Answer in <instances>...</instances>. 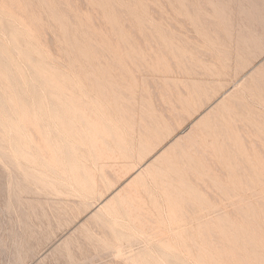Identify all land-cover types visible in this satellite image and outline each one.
<instances>
[{
	"label": "rangeland",
	"instance_id": "374dc122",
	"mask_svg": "<svg viewBox=\"0 0 264 264\" xmlns=\"http://www.w3.org/2000/svg\"><path fill=\"white\" fill-rule=\"evenodd\" d=\"M12 1L14 3L15 2L16 3L14 4ZM98 3H100V4H98ZM133 4H135V5H133ZM189 4L192 7H190ZM15 5H17V8ZM106 5H107V7H106ZM4 7L7 8V13H5L3 16L2 15L3 11L4 12L6 11ZM194 7L197 9H195ZM0 8H1L0 10H3V11H1L2 13L0 12V14H1L0 16L1 17L3 16L2 18H0L1 19L0 20V40L3 42V44H1L2 42L0 41V49L2 50L4 48L3 49L4 52H2L3 54L0 52V68L2 66V68L0 69V72H2V71H3L2 73L5 72L4 75L7 76L6 78H3L0 75V81L1 82H2V80L4 81V83L3 82L2 83L0 82V83L2 85L4 84L3 86H5V87H3L0 84V90L3 92V93H1V91H0V96H1L0 97V101H1L0 102V123H1L0 124V141L1 142L0 143L2 144L0 147V264H136V263L142 264L144 258H146L144 260V261H146V262H144V264L145 263L149 264L150 262H151L150 264H154L155 262H156L155 264H157V262L160 264L161 263L164 264L166 261H167V263H165V264H170V263L171 264H185V263L186 264H204V263L205 264H211L210 260H213L212 259L213 257H211L212 256L211 253L215 254V255H213L214 260H216L215 262H217V260H218L217 257L218 258L220 256L223 257L224 255L228 256V255H230V253H233V254H231V257L229 256L227 258L224 256L225 259L220 257L219 258L220 260H218V261H220L219 264H221L223 262L225 264L226 261H228V263L226 262V264H232L233 262H234L233 264H236V262H238V264H248V262H249V264H254V263L255 264H264V257H263L264 256V252H263L264 249H262V247H261V245L264 246V241H263L264 240V222H263L264 221V215L262 214V213H264V203H263L264 198H262V197H264V195H263L264 194V190H263L264 189V184H263L264 182L261 181V180H263L264 175L256 174L257 172L260 173L261 170H262L261 172L264 174V168H262V167H264V136H263L264 130H262V128L264 127V118H262V115L260 116V114H263V116H264V109H263L264 108V100H263L264 94L262 95L263 98L259 97L258 94L257 95H251V94H248V92H247V94H245V93L241 94V96H240V99H241L240 101H242L241 104L242 103L244 104L246 101L245 104L248 105V108H250L249 109L250 111L248 110L247 106H245V104H244V106H243V104L241 106L240 105L236 106L235 112L236 111L238 113L242 112V113L238 114L239 117L237 116V113H234L231 116L233 118V120L235 118L237 126L234 123L235 121L231 120V118H228V119H230L231 124H228L229 121H228V119H226V123H225L226 125L225 126L217 125L216 123L214 126V122H211V121H213L212 120L213 118H211V117L209 118V120L206 119L204 121V124H200L199 125L200 127L197 126V127H199V128H196L198 131V133H197L198 136L197 135L193 136V138L191 139L193 141H197V143L199 144V146H197L198 144L196 145V143L194 142V145H196V147H198V149L196 148L197 151L195 149V146L193 144H192L193 146H190L191 144H189V141H187L185 139L188 137L187 135H188V132L190 131L191 125H193V123L196 122L197 119L200 120L202 118V116L205 115V113L210 110V108H211L210 106L212 105L211 103H214L215 101H217V99H220V96L222 93H219V91L221 90L220 87L217 85L219 83L213 84V82H221L220 80L225 79L227 76H228L227 78H229V77L232 78L233 74L235 75L234 71L237 68V65L240 64V62H238L239 59L236 60L237 54L239 55V52H241V54H243L244 56L246 54L247 55L249 54L248 50H244L245 52L243 51V49H242L243 45H245L247 43L250 45L252 44L254 48H258L259 46H262L261 42L264 41V30H263L264 29V0H129V1L128 0H123V1L122 0H114V1H112V0H110V1L109 0H100V1L99 0H0ZM10 9H11V11H9ZM98 10L101 12H99ZM10 12H11V15L9 14ZM54 12H56V13H54ZM7 14H9V15H7ZM10 16H12V19ZM169 20H170V22H169ZM23 23H25V24H23ZM113 23H114V25H113ZM138 23H140V24H138ZM143 24H144V28H143ZM15 25H16V27H15ZM148 25H149V27L153 28L152 31H154V32L158 31L156 33L152 32L153 34L158 33L157 35H155L157 37V40L160 36L159 40H161V38H162V39H164L162 41H164L165 43L168 41L167 38L169 39V41L171 40L170 43L173 42L172 43L173 45H170L169 42L166 43V45L169 43L167 45L169 50L161 44V43H163L162 41H159V40H158L159 42L155 41L156 38H154L155 36L152 37L153 34L151 35V33L149 32V31H151V29L149 27H147ZM161 26L163 29L161 28ZM22 29L25 31H23ZM13 31H15V32H13ZM21 31H23V32L21 33ZM25 32H26V34H25ZM161 33L163 34V36ZM14 34H17L18 38H14V36L17 37ZM29 34H30V36H29ZM68 35H69V37H68ZM144 35H145V37H143ZM164 35H165V37H164ZM25 36H27V38H25ZM102 36H104V37H102ZM179 36L180 37L182 36L183 38L181 37L182 38L181 39V38H179ZM151 37L153 38L154 41L152 40ZM215 37L217 39H215ZM8 38H10V39H8ZM20 38L23 40L26 39L25 41H23V40L19 41V42H23V44H21L19 42H15L17 39H20ZM145 38H148V39L146 40ZM75 39H76V41H75ZM123 39L125 42L123 41ZM246 40H249V42H246ZM215 41L218 42L219 45ZM238 41H239V43H238ZM224 42H225V44H224ZM241 42L243 43L242 45H240ZM15 43H19V44L15 45ZM165 43H163V44L165 45ZM12 44H14L15 49H13L14 47L12 46ZM27 44L28 45L30 44L29 48L30 49L32 48L31 50H33V48H35L36 51L35 50L31 51L28 47H26ZM33 44L37 47H33ZM176 44H178L179 46H177ZM220 44L221 45L224 44V47H221V49L219 48ZM238 44L240 45V47ZM254 44L256 45V47ZM18 45L23 46L24 50H22L23 48H21V46H18ZM24 45H26V46H24ZM155 45H156V47H155ZM194 45H195V47H194ZM214 45H216V47ZM217 45L219 46L218 47L219 50L217 49L218 51L215 49V48H217ZM225 45L227 46V48H225L226 47ZM1 46H2V48H1ZM82 46L84 47V52H82L83 51ZM97 46H99V47H97ZM161 46H163L164 48L163 47L161 48ZM171 46L172 47L174 46V48L176 50L178 48L180 50V52H182V54L184 53V55L181 57L182 54L180 52L177 53L176 50H174L172 52H173V56L175 59L173 58V56L170 58V55H171L170 50L172 49ZM199 46H201L202 48L207 47L206 51H209L211 48L212 50H210V51L212 52V54H210L211 53L210 51H209L210 53H208V52L207 53L210 56H212L213 54L214 55L212 57H210L209 55H205L206 51L204 53H200L201 50L204 51L205 49L204 48L200 49ZM11 47H13V48H11ZM196 47H197V49H196ZM253 47H251V49H253ZM27 48L29 49V51L25 52L26 50H28ZM165 48L167 51L165 50ZM208 48H209V50H208ZM223 48L226 49L225 51H227V52L230 50L228 53H230V55L231 54L232 55L230 56L229 54L224 53V52H223L224 55H222L221 54L222 51H220V50H222ZM5 49H6V52H5ZM86 49H89L88 50L89 54L87 53ZM128 49H130V50H128ZM198 49H200V51ZM11 50H12V52H11ZM214 50H216L217 53L219 52V54H216L217 56H215V53H213V52H216ZM14 51H16L17 53H15ZM127 51L130 53L129 54L126 53ZM136 51H137V53H136ZM132 52H135L136 55L133 54ZM167 52H169V53H167ZM28 53H30V54H28ZM32 53H33V55H32ZM8 54H10V55L8 56ZM17 54L20 56H17ZM25 54L26 55L28 54L32 57L34 56L36 58L35 60H33L34 63L35 62H36V64L39 63V65L35 64L36 67L46 66L47 68H50L49 70H51V72L49 70H47V72H50V75L52 73H54V70L56 71L57 76H59V73L66 74L65 76L64 75L59 76V78L62 77V79L60 78L61 80L59 79L60 80L59 83L61 85V83H63V81H64L65 83H63V84L65 85L66 82H68L69 83L68 85H71V86H69V88L71 87L70 89H72V90H73L72 86L73 87L77 86L76 88H74L73 91H75V89H76V93H77L78 97H75L76 95H73L74 98H81L82 99L83 97H79V95L84 96V100H85V97L88 98L85 100V102H83L84 104L82 103L83 99L79 100L80 102L78 104L82 103L83 105H78L77 107L79 108V107L83 106V108L82 109L79 108L80 111H78V108L75 106L76 103L75 104L73 103L74 98L71 97L73 92H72V90L68 89V87H67V89L70 92H72V94L69 92L70 96H68L66 94V93H68V91L66 93L64 92L67 96L65 95V97L62 98L64 96V93H61V91L63 92V89H65L66 86H64L62 84L63 85V87L61 86L63 88L62 89L58 83V86H59L58 87L59 89H58L57 86H55V84H57L56 82L59 81V80H57L58 77L56 78V76H53V78H55V79H51L50 77H48L46 74L47 72L44 70L46 67H44V68L41 67L43 69L42 71H45L46 73L42 72V71L39 72L38 70H40V68L37 69L35 67L34 63L30 62L31 57L29 56L30 57V59H29L30 61H29L26 58L27 56L25 57ZM125 54H127L129 56H126ZM130 54H131V57H130ZM141 54H143V55H141ZM152 54H154V55H152ZM201 54L202 55L204 54V55L200 56ZM46 55H48L49 58L46 57ZM86 55H87V59H86ZM88 55H89V58H88ZM219 55L220 56L222 55L221 56L222 58L225 55L228 56L227 60L225 61L226 63L225 62L224 63L218 62L219 61L218 58H221ZM2 56H4V57H2ZM114 56H115V58H114ZM132 56L134 57V59ZM184 56H186V58ZM7 57H8V59H7ZM41 57L44 58L45 60L41 59ZM215 57H216V59H215ZM21 58H23V59H21ZM139 58H141V60ZM179 58L182 59L183 62ZM189 58H192V59H189ZM193 58H195V59H193ZM207 58L208 59L212 58V60L213 59H215V60H213V61L212 60H206ZM224 58H226V57H224ZM12 59H14V60H12ZM32 59H34V58H32ZM37 59H39L40 62H37V61H39ZM170 59H172V60H170ZM176 59H179V60H176ZM187 59L191 60V62L190 61L188 62ZM8 60H10L9 62H11L10 63L11 65L8 63ZM15 60H18L20 62L15 61ZM22 60H24L25 62L28 60L29 63H28V61H27V63L22 62ZM42 60L44 61V64H43ZM116 60H117V62H116ZM243 60H244V62L247 61L246 58L242 59L241 61L243 62ZM14 61L16 62V64ZM46 61H47V63H46ZM50 61L53 63H51ZM118 61H120L122 63H120ZM214 61L218 62L219 64L214 63ZM230 61H231V63H230ZM262 61L264 62V55L261 56L258 60H256L255 65L259 66L261 63H263ZM6 62L8 63L9 66L7 65ZM110 62H111V64H110ZM193 62H194V65L196 62H197L196 63L197 65H200V64H198L199 62H201L202 64L206 63L205 64L206 68L202 64L201 65L204 67V70H203V67L200 68L201 65L197 66L195 68V66L192 64ZM211 62L213 63V65H211V66L209 65L207 68V64H212ZM227 62H229V63H227ZM50 63L52 66L50 65ZM236 63H237V65H236ZM28 65H29V67H28ZM53 65H54V67H53ZM6 67H8V68H6ZM233 67H234V71H232V73H231V70H233ZM55 68H57V69H55ZM150 68H151V70H150ZM172 68H174V69H172ZM179 68H180V70H179ZM210 68H212V69H210ZM218 68L220 70L221 69L222 70L219 71ZM229 68H231V70ZM35 69L37 70V72H34ZM106 69H107V72H109V73L106 72ZM199 69H201V70H199ZM208 69L214 71L213 72L214 75H212V77L216 75L215 77H216L217 81H215L216 80L215 77H213V78L211 77V73ZM6 70H8V71H6ZM102 70L106 72V75H105V72L102 73ZM126 70L128 71V73ZM175 70L176 71L179 70L178 71L179 73L176 72ZM250 70H252V69H248V70L244 71L243 73H241V75L239 77L242 78L244 76L243 78H245V74L247 73L249 75ZM11 71H13V72H11ZM19 71H20V73H19ZM202 71H204V72L208 71V74H206L207 72H205L206 75L205 74L203 75L204 72H202ZM222 71H225V72L223 73ZM64 72H66V73H64ZM160 72H162V73H160ZM184 72L186 73V75ZM192 72L193 73L196 72L195 73L196 76ZM36 73L40 74V77H38L39 75H37ZM215 73H217V74H215ZM225 73L226 74L228 73L227 76ZM42 74L43 75L46 74V75L43 76ZM247 74H246V77L248 76ZM208 75H210V77ZM13 76L15 77V79ZM37 77H38V79H37ZM63 77H64V79H63ZM65 77H67L68 79H66ZM69 77L71 79H73V80H71L72 81L71 83H70ZM206 77H207V79H206ZM7 78L11 81V83L8 82ZM157 78H158V80H157ZM191 78L192 79L196 78V79L192 80ZM209 78H210V80H209ZM233 78H234V76H233ZM65 79L68 81H65ZM165 79H168L169 81H167ZM183 79L186 81L184 82ZM188 79L190 81V84L188 83L189 82ZM201 79L203 82L201 81ZM211 79L214 81L212 82ZM25 80L27 82H25ZM74 80L76 82V85H74V82H73ZM81 80H82V82H81ZM20 81L23 84H21ZM178 81L180 82V84ZM196 81L197 82L201 81V82H199L200 85L197 83L199 85L200 90L198 89L197 84H194ZM204 81H206V82H204ZM6 82H8V83L6 84ZM24 82L26 83V85ZM100 82H102V83H100ZM111 82H114V85H112L113 83H111ZM191 82L194 84V86L196 85L195 87H197V88L192 87ZM210 82H211V84H210ZM49 83H50V85H48V87H47V84H49ZM51 83H53V84L51 85ZM72 83H73V85H72ZM118 83L120 85H118ZM201 83H203V84L205 83L206 86L203 85L205 88L201 87L202 86ZM208 83H209V86L213 84V87L212 86L209 87L207 85ZM110 84H111L112 89L110 87ZM115 84L118 86V88L125 86V87H123V89L125 91H123L122 89H118L119 91L124 92L123 96L121 95L122 93L118 94V91H116L117 86ZM240 84L241 83L237 84L236 86L238 87ZM103 85H105V86H103ZM157 85L159 87H157ZM50 86H52V88ZM115 86H116V88H115ZM180 86H181V88H180ZM22 87H24V88H22ZM39 87H42L41 90ZM104 87H107V88H105L106 90H104ZM113 87H114V89H113ZM127 87H129V88H127ZM208 87L210 88V90L206 89ZM216 87H219V88L216 89ZM53 88L57 89L58 91H56V90L53 91L52 90ZM77 88H80V90ZM108 88H109V90H108ZM190 88H191V90H190ZM214 88L216 89V91L214 90ZM15 89L17 92H15ZM25 89H27V90H25ZM67 89H65L64 91H66ZM85 89L88 93L85 91ZM127 89H129L130 91L128 90V92H126ZM154 89L156 90V92L157 91L158 92L157 93L154 92L155 91ZM184 89L186 91V92L184 91L185 94L182 91ZM101 90L105 91L104 92L105 95L103 94V92ZM107 90L109 93L107 92ZM112 90H113V92L115 91L114 94L116 93L117 95H120V96H117V95L115 96L113 94ZM212 90H213V92H212ZM22 91H23V93H22ZM92 91L93 92L95 91V92L93 93ZM202 91H204V92H202ZM214 91L216 92V94ZM58 92H60V93H58ZM80 92H82V94H80ZM199 92H200V94H199ZM210 92L213 94H211ZM155 93L159 97H157ZM170 93L172 96L170 95ZM187 93L190 96L187 95ZM208 93H210V94L208 95ZM32 94H34V95H32ZM36 94H37V96H35ZM40 94L42 96H39ZM112 94L114 96H112ZM125 94L127 95L126 97H125ZM244 94L246 95L244 97L245 100L243 99ZM3 95H4V97H3ZM197 95L198 96L201 95V96L198 97ZM211 95L213 98L216 95L214 98L215 100L214 99L212 100V98L210 97ZM43 96H45V97H43ZM108 96H110V97L108 98ZM154 96L157 97L155 99V101H154V98H155ZM5 97L7 99H5ZM68 97H70V98L68 99ZM104 97H106V98H104ZM116 97H118L119 99ZM14 98H17V99L15 100ZM33 98H35V99H33ZM158 98H159V100H157ZM41 99H42V101H41ZM70 99H73V100H70ZM111 99H113V100H111ZM117 99H118V101L116 102ZM120 99H122V100H120ZM128 99H130V100H128ZM137 99H138V101H137ZM170 99H172V100H170ZM4 100H5V102H4ZM33 100H37L38 102L35 101L36 103L34 104ZM76 100L74 102H77ZM87 100H90V102L91 101L92 102L90 103ZM110 100H111V102H109ZM86 101H87V104L85 105ZM159 101H161V102H159ZM88 102L90 104H93L95 106V108L93 109V105L89 106ZM119 102L121 104H119ZM1 103H3L4 105ZM40 103H42L43 105ZM62 104H64L66 108ZM68 104H70V105H68ZM122 104H123V106H122ZM126 104H127V106H125ZM128 104H130V105L128 106ZM133 104H135V105H133ZM25 105H27V106H25ZM72 105L75 106L76 108H74ZM6 106H7V110H6ZM70 106L72 108L71 111L69 110ZM98 106L100 108H102L104 110V112H105V108H106V112H107L106 115L102 109L98 108ZM133 106H134V110H133ZM164 106L166 107V109H164L165 108ZM167 106L168 107L170 106V108H167ZM21 107H22V109L23 108L24 109L22 110ZM67 107H69V108H67ZM84 107H87V108L85 109ZM90 107L93 110V112H95V114H96V112H98L96 115H98L99 111L101 110L102 112L100 111L101 114H99L98 116H101V118L102 117L104 118V116H105L104 121L101 120L100 117L99 118L97 116L95 117V114L93 112H92L93 115H92V113L90 114V112H89L90 109H88ZM115 107H117V109ZM143 107H145V108H143ZM171 107H172V110H171ZM242 107H244V110ZM73 108L75 110H73ZM110 108H111L112 113L110 112ZM208 108H209V110H208ZM237 108H240V109L242 108V111L239 109H238L239 110L238 111ZM58 109H59V111H58ZM66 109H67V111H66ZM121 109L124 110L123 111L124 114L122 113ZM176 109H178L179 111ZM68 110H69V112H68ZM83 110H84V115H83V113H80ZM166 110H167V112H166ZM174 110H176V111L174 112ZM251 110H256L258 112H254ZM17 111L20 113L18 114ZM38 112H39V114H38ZM67 112H68V114H67ZM195 112H198V113H195ZM250 112H252V113H250ZM62 113L65 115L66 118L63 117ZM88 113H89V115H88ZM243 113L245 115L250 114L252 117L249 115L250 116L249 119L252 120V122L255 119V121L258 123V124H256V122H253L254 125H252V126H254L255 130L253 127H250L251 121L248 119V117L246 119V116H248V115L245 116ZM257 113H258V115H257ZM25 114L28 115V118H25L26 117ZM108 114H109V116H108ZM110 114H112V115H110ZM165 114H167V115H165ZM177 114H180L181 116L177 115ZM76 115H77V118H76ZM142 115H143V117H142ZM145 115H147V117L150 116L151 118L150 117H148V118L150 120L152 119V121L155 119L158 120V118H159L158 124H157L156 120L153 121V123H152V121L149 122L148 118L144 117ZM157 115L159 117H157ZM256 115H257V118H255ZM50 116L52 117V119ZM84 116L85 117L88 116L87 117L88 120L90 118H92L89 120L90 121L89 125L92 122V125L96 124L97 126H100V129L98 128V131L100 130L99 133H101V131H102V133H101L102 135H103V131L105 130L107 136H105V134H104V138L106 137L105 139H107V140H104L103 137L101 138L100 134H96L97 132L95 133L94 130H95V127H97V126L92 127V128H94L93 133L87 132V130L89 131V129H91V128L88 126L87 122H89V121L86 118H84V120L85 121L87 120V122H86L87 126L86 127H89V129L85 130L86 127L83 126L85 124H82L84 121L81 122V119ZM92 116L95 118H93ZM110 116H111V118H110ZM67 117H68V119H69V117L70 118L72 117V118H71V120H68ZM236 117H237V119H236ZM240 117H242V118L240 119ZM141 118H142V120H141ZM175 118H177V119H175ZM182 118H184V120ZM26 119H29L30 122L27 121ZM61 119H62V121H61ZM64 119H65V121H64ZM72 119H73L74 123L71 124ZM96 119L98 121L101 120L102 123L97 122ZM109 119H110V121H109ZM112 119L116 120V121L113 120V125H114L113 127L111 125ZM130 119L134 120V123H136L137 125L134 124L133 121H132V125H131ZM146 119L149 123L144 122V121H146ZM238 119H240V120L244 119V120L239 121ZM256 119H258V120L260 119V120L257 121ZM18 120L20 121V123H18ZM21 120H24L25 122H23ZM41 120H43V121H41ZM51 120L53 123L51 122ZM78 120H80V121H78ZM107 120L110 123L108 122L106 124ZM207 120H208V123H205V122H207ZM261 120H263V121H261ZM63 121L67 126H65V124L62 123ZM66 121H69V122H66ZM127 121H129V124ZM248 121H250V122L248 123ZM26 122H27V125H25ZM126 122H127V124H126ZM142 122L145 125L147 123L148 127L150 125L151 126L149 128L147 126L140 128L139 125H142L141 124ZM155 122H156V128L158 125L160 127H161V125L164 127V128L161 127V128H163V130L161 129L163 132L160 129H158L160 131L159 135H161V133H162V136H159L157 134L159 131L156 130V128L154 126H152V125H155L154 124ZM239 122H242V124H240ZM243 122H245V126L243 125ZM17 123L18 124L22 123L21 124L22 126L17 125ZM42 123H44V124H42ZM211 123H213V125ZM232 123L235 125L234 127H233ZM237 123L240 124L242 127L241 131L239 130L240 131L239 134L236 133V132H238V130H236L235 127H237V129H240L241 127H240V125L238 127ZM46 124H48V125H46ZM79 124H81V125H79ZM108 124H110L111 126H109ZM125 124L127 126H129V125L130 126L126 127ZM167 124L169 125V127ZM246 124L249 125L250 128H253V130L250 129ZM259 124H261V125L263 124L262 125L263 127ZM9 125H10V127H9ZM41 125H43V127ZM73 125H76V126L74 127ZM71 126L77 131L76 134H78L79 136L76 135L75 133L74 134L76 135V137L72 136V134H73V132H75V130L70 132L69 129L72 128ZM103 126H104V128H102ZM120 126H121V128L123 127V129H120ZM131 126L132 127L133 126L138 127V128L137 127L135 128L137 130V132L134 130V132H136L135 134H134V132H132L133 129ZM159 126H158V128H160ZM259 126H260V128L261 127L262 128L261 129L257 128ZM20 127H23V128H20ZM24 127H25V130H24ZM62 127H64V128H62ZM66 127H67V129H65ZM215 127H220V128H217V130L218 131L221 130V133H223V131L225 132L224 133L225 135L222 134L223 135L222 139H221V137L219 139V136L221 135L220 131L218 133V131L216 130L217 131V134H216V131L214 130ZM221 127H222V129H221ZM19 128H20V130L22 129L23 131L22 130L21 131L24 133L20 132ZM73 128L71 130H73ZM107 128H108V130H107ZM126 128L127 129L130 128V129L126 130ZM154 128L157 132H155ZM171 128H172V130H171ZM200 128H202L205 131H201L202 129H200ZM247 128L250 130L248 131ZM256 128L259 129L260 133L258 132V130ZM3 129H4V131H3ZM11 129H12V131H11ZM26 129H29V131ZM43 129H46V131ZM56 129L59 131L57 132ZM63 129L66 131L68 130V131L64 133ZM118 129L122 130L123 132L122 131L120 132ZM131 129H132V131H131ZM140 129L141 130L143 129V131H145L144 133H146V134H144L143 131H141L143 133V134H141V132H139ZM149 129H150V131H148ZM8 130H10V131H8ZM117 130L122 135L119 134L117 132ZM151 130L153 133H151ZM165 130H166V134H165L166 136L163 135V133H165L164 132ZM42 131H43V134H42ZM124 131L126 132V134ZM147 131H148V134H147ZM250 131H252L253 133H251ZM254 131H256V132L254 133ZM12 132L14 135L11 134ZM60 132L63 134H61ZM201 132H203V136L205 137V139L203 137L202 138L200 137V136H202ZM241 132L243 133V135H241L242 134ZM129 133H131V134H129ZM44 134H46V136ZM59 134H61V136ZM80 134H83V135L86 134V135L82 136ZM90 134H93V135L91 136ZM114 134L115 135L119 134L122 138L119 135L117 138V136H114ZM132 134H134L133 135V136H135L134 138H133V136H131ZM150 134H151V136H150ZM154 134H155V136H154ZM168 134L169 135L171 134L169 136V139L167 137ZM185 134H187V135H185ZM212 134H214V135H212ZM215 134L217 136H215ZM249 134H250V137H249ZM125 135L126 136L130 135V136H127L128 140H127V137ZM182 135L183 136L185 135L184 136L185 138H182L183 143H181V140H180V142L179 141L177 142L178 145L173 146L172 145L173 142H176L178 140V138H180ZM234 135L237 138L235 137V139H232V138H234ZM237 135H240V136H237ZM244 135H245V138L247 136L249 137V138L247 137L249 141L246 138L247 141L242 139V142H241V138H239V137L242 136V138H244L243 137ZM53 136H55V137H53ZM77 136L80 137L81 139L78 138ZM123 136H125L126 138ZM141 136H142V138H144L145 141L142 140V138H140ZM149 136H150V138H149ZM153 136H154V138H153ZM156 136H159V137H156ZM15 137H17L18 139ZM83 137H85V139ZM89 137L92 138V140L93 139L99 140L97 143L99 146H96L97 145L95 142L96 140L92 141L91 139H89ZM107 137H109V138H107ZM119 137H120V139H119ZM145 137L149 138V140L151 139L150 140L151 142L148 139H145ZM210 137H211V139L208 140V138H210ZM216 137H218L219 140ZM25 138H26V140H25ZM86 138L88 139V141L86 140ZM206 138H207V142L209 144H206V142H205ZM254 138L256 141L254 140ZM31 139L33 141L35 140L34 145H32L33 141H31ZM82 139H84V140H82ZM15 140H17L19 142L15 141ZM71 140H72V142H71ZM85 140L87 141V143L84 142ZM126 140H127L128 146L125 143ZM139 140L143 141V142L140 143ZM188 140H190V139L188 138ZM198 140H199V142H198ZM217 140L220 142H218ZM233 140L235 141V143L233 142V145L231 148L230 145H231ZM30 141L32 143L31 146H30ZM68 141L70 142V144ZM104 141H107V142L105 143ZM114 141H115V143H114ZM212 141H214V143L216 142V144H213ZM221 141H223L224 143H221ZM59 142H61V144H59ZM101 142H102V144H104L106 146H100V145H102ZM123 142L125 143V145H123L124 144ZM132 142L134 145L132 144ZM190 142L192 143V141H190ZM203 142H205L204 144L207 145V147L203 146L204 145ZM225 142H228V143H225ZM255 142H257L258 145ZM12 143H13V145H12ZM110 143H112V144H110ZM159 143H161V144L159 145ZM236 143H237V149L234 151L233 149H235ZM238 143H239V145H238ZM57 144H58V146H57ZM116 144H118V146ZM121 144H122V148H121ZM143 144H144V146H143ZM147 144L150 146H147ZM182 144L186 145V148L188 146V148H187L188 150L185 149V146L183 147ZM211 144L214 146V148L211 147L212 146ZM225 144H229V146L226 147ZM242 144L245 147V150L243 149L244 147L242 146ZM21 145H24V146L22 147ZM28 145L30 146V148H27V147H29ZM35 145H36V148L33 147L32 148L33 150H32L31 147L35 146ZM65 145H67V146H65ZM129 145H130V147H129ZM217 145H220L221 147L220 146L218 147ZM15 146H16V148H15ZM25 146H27V147H25ZM40 146H41V148H40ZM92 146L95 149L94 151L92 150L93 149ZM107 146H109V148L110 147L112 148L114 146V148L109 149ZM145 146L147 147V150L150 152L145 150V148H146ZM166 146L168 148H170L169 152H166V154L169 153L168 154L169 156L168 155L166 156V154H165L164 157H161L162 159L160 158L162 161L159 159L156 162L155 166H157V167L155 168V166H153L151 168L153 173L148 175L149 179L147 178V175L144 176L143 179H141L142 183L147 188V189H145L146 191H142V190L138 189L139 188L138 184L143 185L138 180L135 183L138 190H136V192H135V188H136L135 184L133 186L134 187L133 190L131 189V191L135 192V194L137 193L138 196H137V194L135 195L133 193V197H130L128 195H131L132 193L129 194L127 192L128 190L126 192L121 191L122 193H120L121 194V195H119L120 197L116 196L117 197L116 200H114L112 206L108 209V213H107L108 215L105 212L107 210H104V211L100 212L101 214H103L100 218V213L96 212L97 209L99 208L98 203H100L104 199H108L110 197H113V195L116 193V191H118V189L120 190L121 187H123V185L127 184V182L130 180V177L132 178L131 175L134 174L133 172L136 171V169L139 166H141L142 163L144 164L145 162H149V163L153 162L157 158V156H159L165 150L164 147L167 148ZM202 146H203V148H201V149H203V150L200 151L199 148ZM238 146L239 147L242 146V147L239 148ZM13 147H14V149H13ZM85 147H86V149H84ZM100 147H102V148H100ZM106 147H107V149H104V150H106L105 151L106 153H109V150H112L113 151L112 153L114 154L113 149H115L116 151L119 149L118 151H120V152L117 151L116 153H120V154H116V156L113 157V154L110 151L111 155H109V156H111V157H107L108 154L106 155V153H104V150H101V149L106 148ZM116 147H118V149ZM139 147H140V149H139ZM177 147H179L178 148L179 152L177 151ZM193 147H194V149H193ZM225 147H226V149H225ZM54 148H55V150H54ZM61 148H64V149H61ZM150 148H151V150H150ZM207 148L208 149L211 148V150L209 149V151H208ZM74 149L75 150L77 149V150L74 151ZM99 149L101 152L96 151ZM173 149L175 151H177L178 154L176 152L173 153V151H172ZM182 149L185 152L187 151L186 154H188L190 156V158L188 156L189 160L193 161L191 158L195 157L194 160L196 162L199 161V163H196L195 161H193V164H192V162L189 161L188 158L186 159L185 156H187V155H185V153ZM215 149H217V151ZM239 149L242 152H240ZM247 149H248V151H247ZM47 150L49 152H47ZM59 150H61V151H59ZM62 150H64V151H62ZM122 150H123V152H121ZM219 150L222 151V154ZM229 150L230 151L233 150V151H231V153H230ZM15 151H16V155H15ZM78 151H79V154H78ZM83 151H85V152H83ZM128 151H130L132 153V155ZM139 151L141 154H139ZM145 151L148 153H146ZM188 151H189V153H188ZM190 151H194L193 152L194 154L199 153L198 151H200V152L204 151L203 153H201L202 155H204L208 152V154H206L205 156L208 155L209 157H207V160H206V158L200 154L195 155V156H194V154L192 155V153ZM205 151H206V153H205ZM212 151L215 153L213 154ZM238 151L240 153H242L241 156H240V153H238ZM13 152H14V154H13ZM143 152H144V154H143ZM181 152H182L181 156L182 155H185V156H183L182 158L180 157V162H179V157H177V156H179L180 155L179 153H181ZM85 153H86V156L84 155ZM100 153H103V154H100ZM233 153H235L234 157H233ZM125 154H126V156H125ZM127 154H128V157H127ZM149 154H151V155L149 156ZM173 154H174V156H171ZM175 154H176V156H175ZM14 155L17 156V158H14L15 157ZM37 155L39 158L37 157ZM96 155L97 156L103 155V156H101L99 158ZM139 155H141V156H139ZM215 155H217V156H215ZM66 156H67V158H66ZM87 156H91V157H87ZM117 156H120V157H117ZM121 156H122V158H121ZM132 156H133V158H132ZM245 156H246V158H245ZM30 157H32V158H30ZM102 157L105 159L102 160ZM124 157H127V158H124ZM140 157L141 158L145 157L146 158L144 160L145 162H143V160ZM202 157H203V159H201ZM243 157L245 158L244 160H246L245 163L246 162L248 163L251 160V162L248 163V166H250V167H246V169L244 166L245 163H244ZM253 157H254V160H252ZM77 158L79 161L77 160ZM110 158H112V159H110ZM168 158H170V159H168ZM184 158L186 161L183 160ZM250 158H252V159H250ZM255 158H257V160L259 159L261 162L260 164L263 165L262 167L260 165V167H259V168H261L260 171L258 169H256L259 166V163H256V162H259V160L256 161ZM17 159H19V160L17 161ZM23 159H25L24 162H23ZM34 159L37 160V163L39 162L38 160H40V162H41V163L39 162V164L37 165V168L34 167V166H36V164L34 165V163L36 161ZM84 159L85 160L89 159V160L85 161ZM164 159L167 162V164L164 161ZM234 159L236 160V162ZM247 159H248V161H247ZM20 160L23 162L22 164H20V162H21ZM57 160H58V162H57ZM96 160H98V161H96ZM101 161H103V162H101ZM184 161H185V165L188 164V166H189V167L186 166V167H188L187 169H186L185 165L183 166ZM207 161H209L210 164ZM252 161H254V163ZM16 162H18V164H20V165H18ZM30 162H31V164H29ZM42 162L45 163V165ZM158 162H160V163H158ZM201 162L203 164H201ZM50 163H51V165H50ZM195 163L198 165L197 167H196ZM247 163H246V166H247ZM255 163L258 164V166L257 165L254 166V173H253L252 169L250 170L247 168H252ZM23 164H24V167H23ZM32 164H33V166H32ZM78 164H80V165H78ZM161 164H164V165H161ZM199 164H201L203 166L205 165V167L206 166L207 167L206 168L203 167L204 168V170H203L202 167L201 168L199 167V166H201ZM236 164H237V166H239L238 168L236 167ZM64 165H66V166H64ZM67 165H68V167H67ZM168 165H170L171 167ZM241 165H243L244 168L243 167L240 168ZM51 166L53 167V169ZM166 166H167V168H166ZM164 167H165V169H163ZM193 167H194V169L195 168L196 169L194 170ZM227 167H229V168H227ZM78 168H79V170H78ZM157 168H158V172H157ZM34 169L36 172H34ZM129 169L134 170L133 172L131 170V172L133 174L131 172H129L130 174H125L126 171L128 173ZM170 169H172V171ZM197 169L200 170V172L199 171L197 172L196 171ZM230 169L233 173L231 171H229ZM236 169L238 171H236ZM31 170H32V172H31ZM54 170H56V172ZM166 170L168 171V174L166 173L167 172ZM109 171L112 172V174ZM159 171L162 173H160ZM192 171H194V173ZM249 171H251L252 174H254V177L256 179H253L254 177ZM57 172H58V174H57L58 176L56 175ZM170 172H171V174H169ZM33 173H35L38 177H36V178L33 177V176H35V174L33 175ZM68 173L70 176L68 175ZM176 173H178V174H176ZM241 173L243 174V176ZM64 174H65V176H64ZM158 174L160 175V178H159ZM163 174H164V178L166 177V179L163 178V176H162ZM84 175H85V177H83ZM251 175L253 177V178L251 177L252 181L250 179ZM255 175H257V176H255ZM246 176L250 180H248ZM40 177H42V178H40ZM44 177L48 178V179H45ZM86 177H89V178H86ZM103 177H104V179L106 178L105 179L106 181L103 179ZM110 177H111V179H110ZM244 177L246 179L245 181L243 180ZM258 177H260L261 180H260V178L258 180ZM75 178H77V182L75 181ZM115 178L118 181H115ZM161 178H162V180H161ZM176 178H177V180H175ZM55 179H57V181ZM172 179L174 180V182H172L173 181ZM58 180H61V181H58ZM73 180L76 182V184L74 183ZM70 181H72V182H70ZM166 181L168 182V185H167ZM175 181L177 184H175ZM243 181L246 182L247 184L251 183V185H249V184L247 185ZM79 182H80V184H79ZM150 182H152V183L150 184ZM184 182L185 183L188 182V183L185 184ZM214 182H215V184H214ZM232 182H234L235 184H233ZM242 182L244 184H242ZM169 183L171 185H173V187H174L173 189L180 190V192L177 190L175 191V193H177L176 196H178V195L180 196L181 191H182V195L183 194H185V195L184 196L181 195L182 196V197L180 196L181 198L179 196L178 197L180 199L185 198L187 200L190 198V201H187L184 199L181 201L180 199L179 200L177 199L178 197L175 198L176 196L174 194V190L172 189V187L166 189L167 187L170 186ZM179 183H181V184H179ZM254 183H257V184H255L253 186L252 184H254ZM77 184L79 186L78 188H80V185H81L80 189L77 188ZM152 184H153V186H151ZM57 185H59V186H57ZM70 185H72L73 187L72 186L70 187ZM144 185L140 186V189H141V187L145 188ZM148 185H150V186H148ZM180 185H182L183 187L185 186V188H183ZM249 186H250V188L248 189ZM152 187L153 188L155 187L154 190L152 189ZM66 188L67 189L69 188V189L67 190ZM157 189H158V191H157ZM182 189L184 190L185 193H183ZM260 190H262L261 193L263 192V194L259 193ZM59 191H61V192H59ZM81 191H83V192H81ZM95 191H96V193H95ZM105 191H106V193H105ZM139 191L143 192V193L140 195ZM155 191L158 193L157 195H156ZM159 191H160V193H159ZM171 191H173V192H171ZM144 192L146 193V195ZM170 192L174 195V197L173 196L171 197L172 194ZM256 192H257V194H256ZM83 193H84V195H83ZM126 193H127V195H126ZM167 193H168V195H167ZM77 194L78 195L80 194V195L78 196ZM88 194H90V196ZM122 194L124 195V197H126L125 199H127V202H126V200H125V202L121 200V197H123ZM188 194H189V196H188ZM261 195H262L261 198L263 200H260L259 201L260 203H259L258 201H256L255 198L257 197V199H259L260 198L259 196H261ZM135 196L137 198L138 197L141 198V200L138 198L139 201H141V202L145 201L144 204L146 205V208L144 207L145 205H143V203H142L143 206L142 205L141 206L144 208H143V210H141V213H140V211H137V210H136V212L134 211L137 206H139V208L141 209V207H140L141 203H139L137 198L135 200L136 202L135 201L132 202V200H133V198H135ZM150 196H152V197L150 198ZM100 197H102V198H100ZM167 197H169V198L167 199ZM119 198H120V200H119ZM171 198L173 201L171 200ZM241 198H244L242 200L244 202V204H243V202H241ZM253 198H254V200H253ZM143 199H145V200L143 201ZM174 199H176L177 201H174ZM118 200L120 201V203L119 202L117 203ZM250 200H251V202H254V204H256L255 205L256 207L254 206V208H256V209L253 208V204L250 203ZM121 201L123 203H121ZM246 201H248L247 204L245 203ZM261 201H262V204H261ZM128 202H130V204H132V205L130 206L129 204H127ZM181 202H182V204H181ZM115 203H117V204H115ZM238 203H241V204L238 205ZM120 204L129 205L130 208L125 207L126 206L125 205L124 209H122L123 205L121 207ZM133 204L136 205V207L134 205V209L132 207ZM185 204H187V205H185ZM249 204H252V206ZM117 205H119L120 210L118 209L119 207ZM174 205H177V208ZM194 205L197 208H194ZM246 205L247 206L249 205L248 208H250L251 210H249V209L245 210L247 207ZM155 206H157V207L159 206V208H157V207L155 208ZM172 206H174L175 208L173 209ZM171 207H172V209H171ZM182 207H183V209H182ZM185 207L187 208V210ZM242 207L244 209H241ZM114 208H115V210L113 212ZM125 208L126 209L128 208L129 210L132 209V210H130L131 211L130 212L127 209L129 211V213H128L127 210H125ZM147 208H149L148 209L149 211L146 210ZM205 208H206L207 212L209 213V211H210L212 215L210 213L208 214L207 212H204V211H206ZM116 209H117L118 213L116 212ZM175 209H176V211H175ZM121 210H124V212L122 211V213H121L120 212ZM150 210L153 214L149 213V215L155 214L154 218H153V216L151 217L149 215H147V216L145 215V214H148V212H150ZM158 210H159V212H158ZM180 210H182L183 212L185 211L184 213L186 215ZM192 210L195 211V213ZM243 210L246 212H244ZM171 211H172V213H171ZM190 211H191V213H190ZM201 211L203 212L202 214L200 213V216L201 217L203 216L202 220H201L200 216H197L198 217L197 219H200L202 223L200 222V220L196 219V213L199 215L198 212H201ZM251 211H253V214L251 213ZM94 212L96 213L95 216L92 215V214H94ZM132 212L135 215H137L139 213L140 216H142V218L140 216L139 217L142 220L144 218V220L142 222H144V224L147 222V223H149V225L146 223L147 225L145 226L140 221V218L137 217L139 214L137 216H135ZM142 212L143 213L146 212V213L142 214ZM174 212H176V215H177V213L179 215L176 216ZM257 212H259V214ZM123 213L125 215L126 214L130 215L132 213V215H130V216L127 215L126 218H124L125 215ZM159 213L161 214L162 217L160 216ZM182 213H183V216L181 215ZM242 213H243V217H242ZM246 213H247V215H246ZM254 213L255 214L257 213L256 215H259L261 218L255 217ZM171 214H172V216H170ZM250 214H251V216H250ZM90 215H92V216H90ZM110 215H111V217L114 216V218L109 217ZM226 215L229 216V219ZM244 215H246L247 217L249 216L250 219L245 218ZM262 215H263V217H262ZM97 216H99V217L97 218ZM103 216L105 218H103ZM148 216L154 220H155V217H157L156 218L157 225H156V222L151 220V218H149ZM166 216H167V218H166ZM207 216H209V218ZM219 216H220V218L223 217L222 220L218 218ZM133 217L136 219V223H137L136 225H135V222L133 223V221H134ZM136 217L139 218L138 221H137ZM107 218H109L110 220L112 219V222H110V220ZM117 218L119 219L120 222H118ZM206 218L208 220L205 221ZM214 218L217 219V221ZM100 219H101V221H100ZM130 219H132L133 221L132 220L128 221ZM190 219L192 222L190 221ZM209 219L212 221V223ZM212 219H214V220H212ZM251 219H253V220H251ZM260 219H262L263 221ZM147 220L148 221L150 220V221L148 222ZM166 220H168V221H166ZM254 220L256 222H252ZM258 220H260V221H258ZM198 221L200 222V224ZM203 221H205V222H203ZM207 221L210 223V229H211V225H215L214 228L217 227V228H215V229H217V231L214 229V232H216V233L211 232V234L213 233L212 235L208 234L211 236V237L208 236L210 238L209 241L207 240L208 237L205 239V237L207 236V235H204L205 233L203 234V237L201 236V238H203L207 242L206 244H208V247L210 246L208 242L213 244L209 248L205 247L206 246V245H204L205 242L203 244L202 243L203 241L200 240V238H198V236L200 235V232H205L202 230H203V228L206 230L207 227L205 228V226H204L205 224L203 225V223H206ZM214 221H215V223H214ZM183 222H184V224H183ZM208 222H207L206 226L209 227ZM216 222H217V224H216ZM221 222H222V224H221ZM227 222L229 224L228 226L226 225ZM141 223L144 225L143 227L140 226ZM197 223L199 224V227L203 225L202 226L203 228L202 229L197 228V226H198ZM256 223H258V225H261L262 228H260L261 226L258 227V225ZM235 224L237 225V227ZM240 224H241V226H240ZM249 224L251 226L253 225L254 227L252 226L253 228H251V226ZM114 225L116 226V228H114L115 227ZM152 225L157 226V227H153ZM159 225H160V227H159ZM231 225H233V227ZM248 225L250 226V228ZM102 226H103V228H102ZM136 226H137V230L135 229ZM150 226H152V228ZM193 226L196 228H190ZM247 226H248V228H246ZM139 227L143 232H138ZM141 227L144 229H142ZM149 227L151 228V230H154L156 228L155 229L156 232L154 233L155 235L152 233V231L151 232L146 231V229H148L150 231ZM225 227L228 228V230ZM242 227H245L247 229V231L245 230V228H242ZM121 228H124V229H121ZM232 228H233V230H232ZM258 228H260V229H258ZM127 229H128V231H127ZM184 229H186V232ZM188 229L190 232L187 231ZM193 229L195 230V232ZM197 229H199V231ZM210 229L207 228L206 233H210L209 232ZM212 229H213V227H212ZM212 229H211V231H213ZM236 230L242 232V234H239L240 232L237 233ZM242 230H245V231H242ZM248 231H250V232H248ZM251 231L253 233H251ZM188 232L190 234H192L193 236L190 235ZM197 232H198V235H197ZM245 232H247L248 235ZM115 233L118 235H115ZM141 233L145 236L143 237ZM222 233H223V235H221ZM137 234H138V236H137ZM139 234H141V235L139 236ZM177 234H179V235H177ZM163 235H164V237L166 236L167 242H166V238L164 241ZM181 235L185 238L187 237L188 239L183 238ZM189 235L191 238L194 237V239H197L199 242L201 241L200 245H203V246H201V248H203V247L204 248H203V250L200 251V254H198L199 250L197 252V250L195 248L194 249L191 248V252L189 251L190 250L189 247L192 245L190 243L191 238L189 237ZM235 235H236V237H235ZM240 235H243V236H240ZM109 236H111V237H109ZM118 236L120 237V239H118ZM167 236H169V237H167ZM176 236L178 238H176ZM179 236H180V238H179ZM227 236H228V238H227ZM213 237H215L216 240ZM242 237H244L245 240H247L249 238L248 239L249 243H248V241L245 242V240ZM162 238H163V240H162ZM235 238L241 239L240 243H238L239 240L235 239ZM135 239H137L138 241L137 240L135 241ZM181 239L183 241H180ZM211 239H213V240H211ZM158 240L159 241L162 240V241L159 242ZM170 240L171 241L174 240V241H172V242H174L172 244H175L177 246V248H174L175 246L171 244ZM175 240L177 243L175 242ZM258 240H260V241H258ZM168 241H170V242H168ZM179 241L182 242L181 243L182 245H180V246L177 245L180 243ZM188 241H189V243H187ZM183 242L185 243L184 244L185 246L187 245V248L189 250H187L186 247H184L185 249L183 248V246H184ZM218 242H219V244H218ZM168 243H170V244H168ZM226 243L229 246L228 247L229 249L227 248ZM246 243H247V245H246ZM156 244H159L160 246L156 245ZM161 244L164 245L163 246L164 248L166 246H168V247L171 246L172 249L170 247H169V249L171 250L172 254H173V251H174V253H176L178 251V253H177L178 256L175 257V255H177V254H173V257H172V254H171L169 249L168 250L165 249L166 253H164L165 251L164 252L162 251V250H164V248L162 247ZM116 245L118 246V248ZM157 246H159V247L157 248ZM178 246L179 247L182 246L181 247L182 249L179 250L180 248ZM245 246H247V247H245ZM251 246H253V248ZM119 247H121V248H119ZM255 247H256L255 250L257 252L253 251ZM150 248L152 250H150ZM173 248H174V250H173ZM258 249L260 251L263 250L262 251L263 253H259ZM154 250H155V252H154ZM184 250H185V252H184ZM186 250L189 251L190 254H187ZM193 250H196V253ZM229 251H231V252H229ZM150 252H151V254H150ZM168 252H170V253H168ZM180 252H182L183 254ZM202 252H204L203 256L204 255L206 256L205 253H207V257L204 256L206 260L208 259L207 261L203 258V256H202V258H200L201 257L200 255L202 254ZM160 253H161V256L166 254V257H165V255L161 257ZM226 253H228V254H226ZM209 254H210V257L208 258ZM217 254H218V256H216ZM137 255H139V257H141L140 259L142 260V262ZM141 255H144L143 258ZM145 255L146 256L148 255V257H146ZM150 255H151V257L148 260L147 258H149ZM233 255H235V256H233ZM247 255L251 256V257L248 258ZM196 256H197V258H196ZM239 256H240V258H238ZM19 257H21V258H19ZM159 257H161V258H159ZM177 257H179V258H177ZM235 257L238 260L242 259L243 261L242 260H240V261L235 260L236 259ZM261 257H262V260H261ZM151 258H153V260ZM156 258H157V260H156ZM229 258H231V259H229ZM137 259H138V261H137ZM203 259L207 263L204 262ZM178 260H180V262ZM182 260H183V262H181ZM186 260L187 261L189 260L190 262H187ZM195 260H197V261H195ZM214 260H213V262H214ZM244 260H246V261H244ZM196 262H198V263H196ZM217 263H215V264H217Z\"/></svg>",
	"mask_w": 264,
	"mask_h": 264
},
{
	"label": "bare ground",
	"instance_id": "6f19581e",
	"mask_svg": "<svg viewBox=\"0 0 264 264\" xmlns=\"http://www.w3.org/2000/svg\"><path fill=\"white\" fill-rule=\"evenodd\" d=\"M99 1H100V0H99ZM109 1H110V0H109ZM112 1H114V0H112ZM122 1H123V0H122ZM128 1H129V0H128ZM12 2H13V1H12ZM12 2H11V3H12ZM87 2H88V1H87ZM13 3H14V2H13ZM15 3H16V2H15ZM15 3H14V4H15ZM115 3H116V2H115ZM124 3H125V2H124ZM133 3H134V2H133ZM98 4H100V3H98ZM133 5H135V4H133ZM189 5H190V4H189ZM15 6H16V8H17V5H15ZM122 6H123V5H122ZM2 7H3V6H2ZM102 7H103V6H102ZM106 7H107V5H106ZM144 7H145V6H144ZM190 7H192V6L190 5ZM4 8H5V7H4ZM194 8H195V7H194ZM0 9H1V8H0ZM8 9H9V8H8ZM103 9H104V8H103ZM103 9H102V10H103ZM107 9H108V8H107ZM116 9H117V8H116ZM195 9H197V8H195ZM5 10H6L5 12H4L3 10H0V12L3 11V13L1 12L3 16H4L5 13H7V8H5ZM120 10H121V9H120ZM9 11H11V9H10ZM98 11H99V10H98ZM122 11H123V10H122ZM124 11H125V10H124ZM194 11H195V10H194ZM244 11H245V10H244ZM99 12H101V11H99ZM192 12H193V11H192ZM54 13H56V12H54ZM57 13H58V12H57ZM187 13H188V12H187ZM9 14L11 15V12H10ZM9 14H7V15H9ZM98 14H99V13H98ZM194 14H195V13H194ZM0 15H1V14H0ZM3 16H2V17H3ZM55 16H56V15H55ZM2 17L0 16V18H2ZM10 17H11V19H12V16H10ZM108 17H109V16H108ZM201 17H202V16H201ZM63 19H64V18H63ZM108 19H109V18H108ZM137 19H138V18H137ZM137 19H136V20H137ZM210 19H211V18H210ZM214 19H215V18H214ZM0 20H1V19H0ZM15 20H16V19H15ZM142 20H143V19H142ZM152 20H153V19H152ZM140 21H141V20H140ZM143 21H144V20H143ZM154 21H155V20H154ZM205 21H206V20H205ZM14 22H15V21H14ZM169 22H170V20H169ZM202 22H203V21H202ZM210 22H211V21H210ZM9 23H10V22H9ZM110 23H111V22H110ZM152 23H153V22H152ZM23 24H25V23H23ZM138 24H140V23H138ZM141 24H142V23H141ZM11 25H12V24H11ZM61 25H62V24H61ZM72 25H73V24H72ZM85 25H86V24H85ZM113 25H114V23H113ZM135 25H136V24H135ZM149 25H150V24H149ZM149 25H148L147 27H149ZM163 25H164V24H163ZM163 25H162V26H163ZM21 26H22V25H21ZM66 26H67V25H66ZM136 26H137V25H136ZM139 26H140V25H139ZM162 26H161V28H162ZM12 27H13V26H12ZM15 27H16V25H15ZM114 27H115V26H114ZM163 27H164V26H163ZM174 27H175V26H174ZM174 27H173V28H174ZM10 28H11V27H10ZM23 28H24V27H23ZM63 28H64V27H63ZM74 28H75V27H74ZM143 28H144V24H143ZM149 28L151 29V31H149V32L151 33V35H152L153 33L158 32V31H155V32L152 31L153 28H151V27H149ZM176 28H177V27H176ZM156 29H157V28H156ZM162 29H163V28H162ZM11 30H12V29H11ZM13 30H14V29H13ZM22 30H23V29H22ZM28 30H29V29H28ZM75 30H76V29H75ZM144 30H145V29H144ZM147 30H148V29H147ZM165 30H166V29H165ZM263 30H264V29H263ZM15 31H16V30H15ZM15 31H13V32H15ZM23 31H25V30H23ZM23 31H21V33H22ZM67 31H68V30H67ZM145 31H146V30H145ZM16 32H17V31H16ZM19 32H20V31H19ZM27 32H28V31H27ZM152 32H153V33H152ZM163 32H164V31H163ZM173 32H174V31H173ZM21 33H20V34H21ZM122 33H123V32H122ZM218 33H219V32H218ZM246 33H247V32H246ZM11 34H12V33H11ZM18 34H19V33H18ZM25 34H26V32H25ZM27 34H28V33H27ZM88 34H89V33H88ZM124 34H125V33H124ZM139 34H140V33H139ZM157 34H158V33H157ZM157 34H153L152 37L155 36V35H157ZM161 34H162V33H161ZM164 34H165V33H164ZM167 34H168V33H167ZM230 34H231V33H230ZM239 34H240V33H239ZM14 35L17 36V34H14ZM65 35H66V34H65ZM95 35H96V34H95ZM145 35H146V34H145ZM145 35H144L143 37H145ZM149 35H150V34H149ZM177 35H178V34H177ZM220 35H221V34H220ZM240 35H241V34H240ZM256 35H257V34H256ZM29 36H30V34H29ZM79 36H80V35H79ZM105 36H106V35H105ZM162 36H163V34H162ZM174 36H175V35H174ZM247 36H248V35H247ZM6 37H7V36H6ZM20 37H21V36H20ZM68 37H69V35H68ZM97 37H98V36H97ZM102 37H104V36H102ZM152 37H151V38H152ZM164 37H165V35H164ZM170 37H171V36H170ZM181 37H182V36H181ZM181 37L179 36V38H181ZM184 37H185V36H184ZM219 37H220V36H219ZM223 37H224V36H223ZM12 38H13V37H12ZM12 38H11V39H12ZM14 38H18V36H17V37L14 36ZM25 38H27V36H25ZM28 38H29V37H28ZM81 38H82V37H81ZM95 38H96V37H95ZM127 38H128V37H127ZM154 38H156L155 41H158L159 38H160V36H159L158 40H157V37H156V36H155ZM182 38H183V37H182ZM182 38H181V39H182ZM259 38H260V37H259ZM8 39H10V38H8ZM29 39H30V38H29ZM97 39H98V38H97ZM145 39L147 40L148 38H145ZM145 39H144V40H145ZM181 39H180V40H181ZM215 39H217V38L215 37ZM215 39H214V40H215ZM219 39H220V38H219ZM219 39H218V40H219ZM13 40H14V39H13ZM20 40H23V39H21V38H20V39H17L15 42H19ZM25 40H26V39H25ZM25 40H23V41H25ZM82 40H83V39H82ZM152 40H153V38H152ZM162 40H164V39L161 38V40H159V41H162ZM165 40H166V39H165ZM167 40H168V41H167ZM167 40H166L167 42H169V43L171 42V40L169 41L168 38H167ZM218 40H217V41H218ZM224 40H225V39H224ZM237 40H238V39H237ZM244 40H245V39H244ZM259 40H260V39H259ZM0 41H1V40H0ZM6 41H7V40H6ZM75 41H76V39H75ZM123 41H124V39H123ZM129 41H130V40H129ZM153 41H154V40H153ZM159 41H158V42H159ZM220 41H221V40H220ZM242 41H243V40H242ZM261 41H262V40H261ZM1 42H2V41H1ZM11 42H12V41H11ZM28 42H29V41H28ZM124 42H125V41H124ZM133 42H134V41H133ZM139 42H140V41H139ZM162 42L165 43L164 41H162ZM167 42H166V43H167ZM215 42H216V41H215ZM222 42H223V41H222ZM246 42H249V40H246ZM7 43H8V42H7ZM19 43L23 44V42H19ZM19 43H15V45H17V44H19ZM25 43H26V42H25ZM92 43H93V42H92ZM92 43H91V44H92ZM127 43H128V42H127ZM155 43H156V42H155ZM160 43H161V42H160ZM163 43H161V44H162L163 46H165V47L168 49V46H167V45H168L169 43H168L167 45H166V43H165V45H164ZM172 43H173V42H172ZM172 43H170V45H173ZM216 43H218V42H216ZM238 43H239V41H238ZM257 43H258V42H257ZM261 43H262V44H261L262 46H259L258 48H254L252 44L250 45V44H248V43L245 44V45H243V47H242L243 51H244V50H248V51H249V54H248V55L246 54L245 56H244L243 54H241V52H239V55L237 54V58H236V60L239 59L240 61L238 60V62H240V64L237 65V63H236L237 68L235 69V71H234V67H233V70H231V68H229V69L231 70V73H232V71H234V73H235V75L233 74L234 78H233V76H232V78H230V77L227 78V77H228V76H227L228 73H227V74L225 73L227 77H226L225 79L220 80L221 82H213L214 80L211 79V81L213 82V84L219 83V84H217V85L220 87L221 90L219 89L220 91H219V90H218V91H219V93H222L221 96H220V99H217V101H215L214 103H211L212 105L210 106V107H211L210 110H209V108H208L209 111H207V112L205 113V115H203L202 118H201L200 120L197 119L198 121L196 120V122H194L193 125H191V127H190V131L188 130V131H189V132H188V135L185 134V135H187L188 137L186 136L187 138H185V137H184L185 135H184V136L182 135L180 138H178V140H177L176 142H173V144H172L173 146L178 145L177 142H178V141L180 142V140H181V143H183V139H182V138H185L187 141H189V144H191L190 146H193V145H194V142H195L196 145H197V144H198L197 141H193V140H191V139L193 138V136H196V135L198 136V134H197L198 131H197L196 128H199V127H200L199 125H200V124H204V121H205L206 119L209 120L210 117L213 118V119H212L213 121H211V122H214V126H215V123H216L217 125L225 126V125H226V124H225V123H226V119H228V118H231V120H233V118H232L231 116H232L234 113H237V116H238L239 113H242V112H239V113H238L237 111L235 112V108H236V106H239V105L241 106V105L243 104V103L241 104L242 101H240V100H241V99H240L241 94H243V93L247 94V92H248V94H251V95H257V94H258L259 97H262V95L264 94V62L262 61L263 63H261L259 66H258V65H255L256 60H258L261 56L264 55V41H262ZM1 44H3V42H2ZM9 44H10V43H9ZM30 44H31V43H30ZM30 44H29V45H30ZM35 44H36V43H35ZM94 44H95V43H94ZM144 44H145V43H144ZM148 44H149V43H148ZM174 44H175V43H174ZM213 44H214V43H213ZM224 44H225V42H224ZM224 44H223V45L220 44V47H219V46H218L219 43H218L217 48H215V49L217 50L218 47L221 49V47H224ZM242 44H243V43L241 42L240 45H242ZM29 45L27 44V46H26V45H24V46H26V47L29 48ZM80 45H81V44H80ZM92 45H93V44H92ZM170 45H169V46H170ZM176 45L179 46L178 44H176ZM188 45H189V44H188ZM195 45H196V44H195ZM195 45H194V47H195ZM227 45H228V44H227ZM238 45H239V44H238ZM240 45H239V47H240ZM254 45H255V44H254ZM3 46H4V45H3ZM9 46H10V45H9ZM12 46H13L14 48H13V47H11V48L15 49L14 44H12ZM18 46H21V45H18ZM163 46H161V48H162ZM174 46H175V45H174ZM174 46H173V47L171 46V48L173 49ZM191 46H192V45H191ZM196 46H197V45H196ZM204 46H205V45H204ZM214 46L216 47V45H214ZM225 46H226V45H225ZM7 47H8V46H7ZM31 47H32V46H31ZM33 47H37V46H35V45L33 44ZM82 47H83V46H82ZM97 47H99V46H97ZM129 47H130V46H129ZM148 47H149V46H148ZM155 47H156V45H155ZM197 47H198V46H197ZM197 47H196V49H197ZM239 47H238V48H239ZM251 47H253V49H251ZM255 47H256V45H255ZM1 48H2V46H1ZM5 48H6V47H5ZM16 48H17V47H16ZM21 48H23V46H21ZM28 48H27V49H28ZM85 48H86V47H85ZM163 48H164V47H163ZM166 48H165V50H166ZM176 48H177V47H176ZM199 48L201 49L202 47L199 46ZM203 48L205 49L204 51H203V50L200 51V49H198V50L200 51V53H204V52L207 50V49H206L207 47H206V48L203 47ZM203 48H202V49H203ZM212 48H213V47H212ZM225 48H227V46H226ZM3 49H4V48H3ZM3 49H2V50L0 49V50H1L0 52H1V53L4 52ZM17 49H18V48H17ZM29 49H30V48H29ZM29 49L26 50L25 52H28ZM31 49H32V48H31ZM31 49H30V50H31ZM172 49L170 50V51H171L170 58L173 56V52H172V51L176 50L175 48H174L173 50H172ZM223 49H224V48H223ZM223 49L220 50V51H222V53L220 52L222 55H224L223 52H224V53H227V54L230 55V53H228L230 50L227 52V51H225L226 49H224V50H223ZM240 49H241V48H240ZM242 49H241V50H242ZM22 50H24V48H23ZM33 50H35V48H33ZM33 50H31V51H33ZM86 50H87V53L89 54V52H88L89 49H86ZM128 50H130V49H128ZM168 50H169V49H168ZM178 50H179V49L177 48V50H176L177 53L180 52V50H179V51H178ZM208 50H209V48H208ZM210 50H212V49L210 48ZM210 50H209V51H210ZM216 50H214V51H216ZM218 50H219V49H218ZM218 50H217V51H218ZM227 50H228V49H227ZM241 50H240V51H241ZM250 50H251V51H250ZM20 51H21V50H20ZM35 51H36V50H35ZM41 51H42V50H41ZM109 51H110V50H109ZM124 51H125V50H124ZM131 51H132V50H131ZM152 51H153V50H152ZM166 51H167V50H166ZM166 51H165V52H166ZM170 51H169V52H170ZM181 51H182V50H181ZM202 51H203V52H202ZM209 51H206V54H205V55H209L208 53L211 52V51H210V52H209ZM217 51H216V52H213V53H215V56H217L216 54H219V52L217 53ZM5 52H6V49H5ZM9 52H10V51H9ZM11 52H12V50H11ZM11 52H10V53H11ZM14 52L17 53L16 51H14ZM25 52H24V53H25ZM44 52H45V51H44ZM80 52H81V51H80ZM82 52H84V47H83V51H82ZM169 52H167V53H169ZM207 52H208V53H207ZM244 52H245V51H244ZM18 53H19V52H18ZM30 53H31V52H30ZM30 53H28V54H30ZM40 53H41V52H40ZM105 53H106V52H105ZM126 53L129 54L130 52L127 51ZM132 53L136 55L137 51H136V53H135V52H132ZM138 53H139V52H138ZM174 53H175V52H174ZM180 53L182 54V52H180ZM180 53H179V54H180ZM246 53H247V52H246ZM2 54H3V53H2ZM6 54H7V53H6ZM19 54H20V53H19ZM28 54H27V55L25 54V57L27 56L26 58H27L28 60H29L30 57H31V61H30V60H29V61L32 62V63H34L33 60H35L36 58H35L34 56L32 57V56H30V55H28ZM42 54H43V53H42ZM84 54H85V53H84ZM111 54H112V53H111ZM192 54H193V53H192ZM210 54H212V52H211ZM4 55H5V54H4ZM9 55H10V54H8V56H9ZM22 55H23V54H22ZM32 55H33V53H32ZM103 55H104V54H103ZM107 55H108V54H107ZM125 55H126V56H129V55H127V54H125ZM141 55H143V54H141ZM152 55H154V54H152ZM156 55H157V54H156ZM183 55H184V53L181 55V57H182ZM203 55H204V54H203ZM203 55L201 54L200 56H203ZM213 55H214V54H213ZM213 55H212V56H213ZM222 55H221V56H222ZM231 55H232V54H231ZM231 55H230V56H231ZM17 56H20V55L17 54ZM29 56H30V57H29ZM36 56H37V55H36ZM110 56H111V55H110ZM195 56H196V55H195ZM209 56H210V55H209ZM212 56H210V57H212ZM219 56H220V55H219ZM221 56H220V57H221ZM230 56H229V57H230ZM2 57H4V56H2ZM13 57H14V56H13ZM46 57H48V55H46ZM99 57H100V56H99ZM105 57H106V56H105ZM120 57H121V56H120ZM130 57H131V54H130ZM132 57H133V56H132ZM181 57H180V58H181ZM184 57L186 58V56H184ZM224 57H226V58H224ZM224 57H223L224 59H223L222 57H221V58H218V60H219L218 62H220V63H224V62L227 60V57H228V56L225 55ZM32 58H34V59H32ZM48 58H49V57H48ZM88 58H89V55H88ZM106 58H107V57H106ZM114 58H115V56H114ZM121 58H122V57H121ZM173 58H174V56H173ZM173 58H172V59H173ZM180 58H179V59H180ZM202 58H203V57H202ZM230 58H231V57H230ZM244 58H246L247 61L245 60L246 62H244V60H243V62H244V63H243L241 60L244 59ZM5 59H6V58H5ZM7 59H8V57H7ZM19 59H20V58H19ZM21 59H23V58H21ZM24 59H25V58H24ZM41 59L45 60V59L42 58V57H41ZM66 59H67V58H66ZM86 59H87V55H86ZM111 59H112V58H111ZM129 59H130V58H129ZM133 59H134V57H133ZM139 59L141 60V58H139ZM172 59H170V60H172ZM174 59H175V58H174ZM179 59H176V60H179ZM189 59H192V58H189ZM193 59H195V58H193ZM215 59H216V57H215ZM215 59H213V60H215ZM12 60H14V59H12ZM28 60H27V61H28ZM37 60H39V59H37ZM43 60H42V62H43V64H44V61H43ZM136 60H137V59H136ZM140 60H139V61H140ZM145 60H146V59H145ZM145 60H144V61H145ZM180 60L182 61V59H180ZM183 60H184V59H183ZM187 60H188V59H187ZM203 60H204V59H203ZM203 60H202V61H203ZM206 60H212V58H211V59H208V58H207ZM213 60H212V61H213ZM230 60H231V59H230ZM2 61H3V60H2ZM9 61H10V60H8V63L10 64L11 62H9ZM15 61H18V60H15ZM15 61H14V62H15ZM27 61L25 62L24 60H22V62H25V63H27ZM29 61H28V63H29ZM111 61H112V60H111ZM132 61H133V60H132ZM144 61H143V62H144ZM157 61H158V60H157ZM164 61H165V60H164ZM168 61H169V60H168ZM173 61H174V60H173ZM189 61L191 62V60H188V62H189ZM204 61H205V60H204ZM18 62H20V61H18ZM37 62H40V60L37 61ZM50 62H51V61H50ZM116 62H117V60H116ZM116 62H115V63H116ZM118 62H120V61H118ZM136 62H137V61H136ZM182 62H183V61H182ZM194 62H195V61H194ZM194 62L192 63L193 65H194ZM206 62H207V61H206ZM218 62L214 61V63H216V64H217ZM4 63H5V62H4ZM6 63H7V62H6ZM8 63H7V65H8ZM32 63H31V64H32ZM46 63H47V61H46ZM51 63H53V62H51ZM51 63H50V65H51ZM70 63H71V62H70ZM120 63H122V62H120ZM173 63H174V62H173ZM175 63H176V62H175ZM178 63H179V62H178ZM180 63H181V62H180ZM196 63H197V62H196ZM196 63H195V65H194L195 68H196L197 66H200V65L202 64L201 62L198 63V64H200V65H197ZM208 63H209V62H208ZM211 63H212V62H211ZM225 63H226V62H225ZM227 63H229V62H227ZM230 63H231V61H230ZM15 64H16V62H15ZM35 64H36V62L34 63V65H35ZM71 64H72V63H71ZM110 64H111V62H110ZM132 64H133V63H132ZM132 64H131V65H132ZM137 64H138V63H137ZM139 64H140V63H139ZM205 64H206V63H205ZM205 64L203 63L202 65L205 66ZM216 64H215V65H216ZM218 64H219V63H218ZM10 65H11V64H10ZM34 65H33V66H34ZM36 65H39V63L36 64ZM36 65H35V67H36ZM45 65H46V64H45ZM125 65H126V64H125ZM159 65H160V64H159ZM171 65H172V64H171ZM202 65L200 66V68L203 67ZM209 65H210V66L213 65V63H212V64H207V68H208ZM215 65H214V66H215ZM225 65H226V64H225ZM227 65H228V64H227ZM230 65H231V64H230ZM8 66H9V65H8ZM51 66H52V65H51ZM116 66H117V65H116ZM123 66H124V65H123ZM175 66H176V65H175ZM231 66H232V65H231ZM233 66H234V65H233ZM12 67H13V66H12ZM28 67H29V65H28ZM41 67H42V66H40V67H36L37 69L40 68V70H38L39 72L42 71V70H43L42 68H44V67H46V66H43L42 68H41ZM53 67H54V65H53ZM73 67H74V66H73ZM128 67H129V66H128ZM173 67H174V66H173ZM177 67H178V66H177ZM212 67H213V66H212ZM217 67H218V66H217ZM221 67H222V66H221ZM226 67H227V66H226ZM1 68H2V66H1ZM1 68H0V69H1ZM6 68H8V67H6ZM118 68H119V67H118ZM137 68H138V67H137ZM151 68H152V67H151ZM151 68H150V70H151ZM174 68H175V67H174ZM174 68H172V69H174ZM183 68H184V67H183ZM205 68H206V66H205ZM214 68H215V67H214ZM214 68H213V69H214ZM49 69H50V68H47V67H46L44 70L47 72V70H49ZM55 69H57V68H55ZM128 69H129V68H128ZM143 69H144V68H143ZM210 69H212V68H210ZM248 69H252V70H250L249 75L246 73V74L248 75L247 77H246V74H245V78H246V79L243 78L244 76H243L242 78L239 77V76L241 75V73H243L244 71H246V70H248ZM9 70H10V69H9ZM12 70H13V69H12ZM19 70H20V69H19ZM22 70H23V69H22ZM22 70H21V71H22ZM32 70H33V69H32ZM137 70H138V69H137ZM179 70H180V68H179ZM179 70H178V71H179ZM185 70H186V69H185ZM199 70H201V69H199ZM203 70H204V67H203ZM205 70H206V69H205ZM208 70H209V69H208ZM218 70L221 71L222 69L220 70V69L218 68ZM6 71H8V70H6ZM45 71H42V72H45ZM49 71L51 72V70H49ZM95 71H96V70H95ZM126 71H127V70H126ZM138 71H139V70H138ZM142 71H143V70H142ZM168 71H169V70H168ZM175 71H176V70H175ZM178 71H176V72H178ZM183 71H184V70H183ZM194 71H195V70H194ZM196 71H197V70H196ZM209 71H210V73H211V77H212V75H214V73H213L214 71H212V70H209ZM211 71H212V72H211ZM225 71H226V70H225ZM225 71H222V72L224 73ZM2 72H3V71H2ZM2 72H0V75H1L3 78H6L7 76L4 75L5 72H4V73H2ZM11 72H13V71H11ZM34 72H37V70L35 69ZM46 72H45V73H46ZM50 72H47L46 74H47V76L50 77L51 79H55V78H53V76H56V78L58 77L57 80H59L60 78L62 79V77L59 78V76H61V75H64V76H65V75H66V74L59 73V76H57V73H56L55 70H54V73H52L53 75H52V74L50 75ZM57 72H58V71H57ZM92 72H93V71H92ZM104 72H105V71L102 70V73H104ZM106 72H107V69H106ZM106 72H105V75H106ZM111 72H112V71H111ZM154 72H155V71H154ZM202 72H204V71H202ZM202 72H201V73H202ZM205 72H207L206 74H208V71H205ZM205 72L203 73V75L205 74ZM216 72H217V71H216ZM222 72H221V73H222ZM7 73H8V72H7ZM19 73H20V71H19ZM23 73H24V72H23ZM64 73H66V72H64ZM69 73H70V72H69ZM107 73H109V72H107ZM127 73H128V71H127ZM160 73H162V72H160ZM174 73H175V72H174ZM178 73H179V72H178ZM184 73H185V72H184ZM184 73H183V74H184ZM192 73H193V72H192ZM195 73H196V72H195ZM195 73H193V74H195ZM36 74H37V73H36ZM46 74H44V75L42 74V75L45 76ZM48 74H49V75H48ZM54 74H55V75H54ZM180 74H181V73H180ZM180 74H179V75H180ZM187 74H188V73H187ZM206 74H205V75H206ZM215 74H217V73H215ZM229 74H230V73H229ZM12 75H13V74H12ZM14 75H15V74H14ZM24 75H25V74H24ZM37 75H39L38 77H40V74H37ZM77 75H78V74H77ZM88 75H89V74H88ZM108 75H109V74H108ZM160 75H161V74H160ZM170 75H171V74H170ZM185 75H186V73H185ZM185 75H184V76H185ZM189 75H190V74H189ZM20 76H21V75H20ZM20 76H19V77H20ZM32 76H33V75H32ZM35 76H36V75H35ZM51 76H52V77H51ZM195 76H196V74H195ZM208 76L210 77V75H208ZM215 76H216V75H215ZM215 76H213V77H215ZM219 76H220V75H219ZM229 76H230V75H229ZM2 77H1V78H2ZM13 77H14V76H13ZM13 77H12V78H13ZM38 77H37V79H38ZM159 77H160V76H159ZM213 77H212V78H213ZM224 77H225V76H224ZM238 77H239V78H238ZM9 78H10V77H9ZM21 78H22V77H21ZM25 78H26V77H25ZM29 78H30V77H29ZM65 78L68 79L67 77H65ZM135 78H136V77H135ZM181 78H182V77H181ZM14 79H15V77H14ZM26 79H27V78H26ZM61 79H60V80H61ZM63 79H64V77H63ZM66 79H65V81H68V80H66ZM105 79H106V78H105ZM160 79H161V78H160ZM191 79H192V78H191ZM195 79H196V78H194V79H192V80H195ZM206 79H207V77H206ZM215 79H216V77H215ZM242 79H243V80H242ZM1 80H2V79H1ZM7 80H8L9 83H11V81H10L8 78H7ZM20 80H21V79H20ZM32 80H33V79H32ZM44 80H45V79H44ZM48 80H49V79H48ZM57 80H56V81H57ZM60 80L57 81V82L55 81V82L57 83V84H55V86H57V88L59 87V86H58V83L60 82ZM69 80H70V83H71V82H72L71 80H73V79H71V78L69 77ZM155 80H156V79H155ZM157 80H158V78H157ZM165 80L169 81L168 79H165ZM165 80H164V81H165ZM178 80H179V79H178ZM183 80H184V79H183ZM192 80H191V81H192ZM209 80H210V78H209ZM218 80H219V79H218ZM241 80H242V81H241ZM28 81H29V80H28ZM62 81H63V80H62ZM62 81H61V82H62ZM98 81H99V80H98ZM185 81H186V80H184V82H185ZM188 81H189V79H188ZM201 81H202V79H201ZM201 81H199V82H201ZM206 81H207V80H206ZM206 81H204V82H206ZM215 81H217V79H216ZM240 81H241V82H240ZM0 82H1V81H0ZM2 82L4 83L3 80H2ZM2 82H1V83H2ZM8 82H6V84H7ZM18 82H19V81H18ZM25 82H27V81L25 80ZM25 82H24V83H25ZM30 82H31V81H30ZM34 82H35V81H34ZM40 82H41V81H40ZM55 82H54V83H55ZM73 82H74V85H76L75 80H74ZM81 82H82V80H81ZM131 82H132V81H131ZM137 82H138V81H137ZM153 82H154V81H153ZM158 82H159V81H158ZM171 82H172V81H171ZM171 82H170V83H171ZM178 82H179V81H178ZM182 82H183V81H182ZM182 82H181V83H182ZM193 82H194V81H193ZM199 82L196 81L194 84H197V83L199 84ZM202 82H203V81H202ZM1 83H0V84H1ZM20 83L23 84L21 81H20ZM35 83H36V82H35ZM46 83H47V82H46ZM63 83H65V82L63 81ZM63 83H61V85H60V83H59L60 87H61V86L63 87V85H64ZM78 83H79V82H78ZM97 83H98V82H97ZM100 83H102V82H100ZM108 83H109V82H108ZM111 83H113L112 85H114V82H111ZM155 83H156V82H155ZM160 83H161V82H160ZM168 83H169V82H168ZM186 83H187V82H186ZM188 83L190 84V81H189ZM191 83H192V82H191ZM239 83H241V84L237 87L236 85L239 84ZM36 84H37V83H36ZM44 84H45V83H44ZM52 84H53V83H51V85H52ZM62 84H63V85H62ZM68 84H69V83L66 82V84L64 85V86H66L65 89H67V87H68V89L71 88V87L69 88V86H71V85H68ZM128 84H129V83H128ZM131 84H132V83H131ZM162 84H163V83H162ZM179 84H180V82H179ZM194 84L192 83L191 86H192V87H195L196 85L194 86ZM198 84H197V86H198V89H199V85H200V84H199V85H198ZM201 84H202L201 87L206 86L205 83H204V84L201 83ZM210 84H211V82H210ZM213 84L210 85V86L213 87ZM1 85H2V84H1ZM3 85H4V84H3ZM3 85H2V86H3ZM12 85H13V84H12ZM25 85H26V83H25ZM37 85H38V84H37ZM48 85H50V83L47 84V87H48ZM67 85H68V86H67ZM72 85H73V83H72ZM115 85H116V84H115ZM118 85H120V84L118 83ZM133 85H134V84H133ZM164 85H165V84H164ZM183 85H184V84H183ZM203 85H204V86H203ZM207 85L209 86V83H208ZM16 86H17V85H16ZM31 86H32V85H31ZM35 86H36V85H35ZM38 86H39V85H38ZM43 86H44V85H43ZM103 86H105V85H103ZM106 86H107V85H106ZM116 86H117V85H116ZM116 86H115V88H116ZM154 86H155V85H154ZM154 86H153V87H154ZM173 86H174V85H173ZM191 86H190V87H191ZM210 86H209V87H210ZM215 86H216V85H215ZM215 86H214V87H215ZM3 87H5V86H3ZM6 87H7V86H6ZM26 87H27V86H26ZM50 87L52 88V86H50ZM62 87H61V88H62ZM76 87H77V86H76ZM76 87H73V86H72L73 90H74V88H76ZM96 87H97V86H96ZM101 87H102V86H101ZM110 87H111V84H110ZM119 87H120V86H119ZM123 87H125V86H123ZM123 87L118 88V86H117V88H116V91H118V94H121V93H122V94H121L122 96H123V93H124L123 91H125V90L123 89ZM157 87H159V86L157 85ZM164 87H165V86H164ZM209 87L206 88V89H209V90H210ZM219 87H216V89H218ZM12 88H13V87H12ZM20 88H21V87H20ZM20 88H19V89H20ZM22 88H24V87H22ZM27 88H28V87H27ZM30 88H31V87H30ZM39 88H40V90H41L42 87H39ZM45 88H46V87H45ZM105 88H107V87H104V90H106ZM127 88H129V87H127ZM132 88H133V87H132ZM155 88H156V87H155ZM168 88H169V87H168ZM180 88H181V86H180ZM180 88H179V89H180ZM183 88H184V87H183ZM195 88H197V87H195ZM195 88H194V89H195ZM204 88H205V87H204ZM58 89H59V88H58ZM62 89H63V88H62ZM65 89H63V92L60 90L61 93H64V92L66 93V92L68 91V93H66V94H67L68 96H70V93L72 94V92H73V94L71 95V97L74 98L73 95H76L75 97H78V96H77V93H76V89H75V91H73L72 89H70V90H72V92H70L68 89H67L66 91H64ZM77 89L80 90V88H77ZM111 89H112V87H111ZM113 89H114V87H113ZM118 89H122L123 91L121 92V91H119ZM138 89H139V88H138ZM152 89H153V88H152ZM192 89H193V88H192ZM206 89H205V90H206ZM216 89L214 88L215 91H216ZM231 89H232V90H231ZM21 90H22V89H21ZM25 90H27V89H25ZM52 90H53V91H54V90L58 91L57 89H54V88H53ZM108 90H109V88H108ZM108 90H107V92H108ZM128 90H129V89H127L126 92H128ZM154 90H155V89H154ZM190 90H191V88H190ZM199 90H200V89H199ZM0 91H1V90H0ZM32 91H33V90H32ZM38 91H39V90H38ZM45 91H46V90H45ZM77 91H78V90H77ZM85 91H86V89H85ZM85 91H84V92H85ZM88 91H89V90H88ZM90 91H91V90H90ZM101 91H102V90H101ZM129 91H130V90H129ZM159 91H160V90H159ZM182 91H183V93L185 94V92H186L185 89L182 90ZM184 91H185V92H184ZM215 91H214V92H215ZM221 91H222V92H221ZM12 92H13V91H12ZM15 92H17L16 89H15ZM15 92H14V93H15ZM34 92H35V91H34ZM34 92H33V93H34ZM69 92H70V93H69ZM74 92H75L76 94H75ZM78 92H79V91H78ZM84 92H83V93H84ZM86 92H87V91H86ZM92 92H93V91H92ZM94 92H95V91H94ZM94 92H93V93H94ZM102 92H103V94L105 95V93H104L105 91H102ZM110 92H111V91H110ZM112 92H113V90H112ZM114 92H115V91H114ZM114 92H113V94H114ZM142 92H143V91H142ZM154 92H156V90H155ZM157 92H158V91H157ZM157 92H156V93H157ZM192 92H193V91H192ZM194 92H195V91H194ZM202 92H204V91H202ZM208 92H209V91H208ZM212 92H213V90H212ZM1 93H3V92L1 91ZM19 93H20V92H19ZM22 93H23V91H22ZM25 93H26V92H25ZM58 93H60V92H58ZM65 93H64V96H63L62 98L65 97V95H66ZM87 93H88V92H87ZM108 93H109V92H108ZM156 93H155V94H156ZM159 93H160V92H159ZM162 93H163V92H162ZM165 93H166V92H165ZM167 93H168V92H167ZM210 93H211V92H210ZM210 93H208V95H209ZM16 94H17V93H16ZM30 94H31V93H30ZM43 94H44V93H43ZM80 94H82V92H80ZM84 94H85V93H84ZM95 94H96V93H95ZM113 94H112V96H114V95L116 96V95H117L116 93H115L114 95H113ZM134 94H135V93H134ZM151 94H152V93H151ZM160 94H161V93H160ZM199 94H200V92H199ZM206 94H207V93H206ZM211 94H213V93H211ZM215 94H216V92H215ZM245 94H244V96H243V99H244V97L246 96ZM23 95H24V94H23ZM32 95H34V94H32ZM62 95H63V94H62ZM67 95H66V96H67ZM85 95H86V94H85ZM104 95H103V96H104ZM136 95H137V94H136ZM136 95H135V96H136ZM143 95H144V94H143ZM152 95H153V94H152ZM166 95H167V94H166ZM170 95H171V93H170ZM187 95H189V94L187 93ZM195 95H196V94H195ZM260 95H261V96H260ZM5 96H6V95H5ZM35 96H37V94H36ZM39 96H42V95L40 94ZM110 96H111V95H110ZM110 96H108V98H109ZM117 96H120V95H117ZM126 96H127V95L125 94V97H126ZM128 96H129V95H128ZM156 96L159 97L157 94H156ZM171 96H172V95H171ZM189 96H190V95H189ZM197 96H198V95H197ZM199 96H201V95H199ZM199 96H198V97H199ZM215 96H216V95H215ZM215 96H214V98H215ZM218 96H219V95H218ZM0 97H1V96H0ZM3 97H4V95H3ZM9 97H10V96H9ZM14 97H15V96H14ZM22 97H23V96H22ZM43 97H45V96H43ZM79 97H83L82 99L84 100V96H80V95H79ZM146 97H147V96H146ZM154 97H155V96H154ZM154 97H153V98H154ZM157 97L154 98V101H155V99H156ZM210 97L212 98V100L214 99V98L212 97V95H211ZM253 97H254V96H253ZM60 98H61V97H60ZM66 98H67V97H66ZM69 98H70V97H68V99H69ZM92 98H93V97H92ZM104 98H106V97H104ZM116 98H118V97H116ZM122 98H123V97H122ZM128 98H129V97H128ZM200 98H201V97H200ZM204 98H205V97H204ZM207 98H208V97H207ZM216 98H217V97H216ZM241 98H242V97H241ZM262 98H263V97H262ZM1 99H2V98H1ZM5 99H7V98L5 97ZM14 99L16 100L17 98H14ZM14 99H13V100H14ZM33 99H35V98H33ZM50 99H51V98H50ZM76 99H77V100H76ZM80 99H81V98H74V101H75V100L77 101V102H74V101H73L74 104L76 103V104H75L76 107H77L78 105H83V104H84L83 102H85V100L88 99V98L85 97V100H84V101L81 99L83 104H82V103L78 104V103L80 102V101H79ZM118 99H119V98H118ZM118 99L116 100V102L118 101ZM135 99H136V98H135ZM172 99H173V98H172ZM172 99H170V100H172ZM202 99H203V98H202ZM249 99H250V98H249ZM249 99H248V100H249ZM11 100H12V99H11ZM61 100H62V99H61ZM63 100H64V99H63ZM70 100H73V99H70ZM97 100H98V99H97ZM105 100H106V99H105ZM108 100H109V99H108ZM108 100H107V101H108ZM111 100H113V99H111ZM111 100H110L109 102H111ZM120 100H122V99H120ZM120 100H119V101H120ZM128 100H130V99H128ZM128 100H127V101H128ZM150 100H151V99H150ZM157 100H159V98H158ZM163 100H164V99H163ZM195 100H196V99H195ZM214 100H215V99H214ZM244 100H245V99H244ZM244 100H243V101H244ZM263 100H264V98H263ZM19 101H20V100H19ZM23 101H24V100H23ZM33 101H34V104H35V103H36L35 101H37V100H33ZM33 101H32V102H33ZM41 101H42V99H41ZM66 101H67V100H66ZM68 101H69V100H68ZM87 101L90 102V100H87ZM87 101H86L85 105L87 104ZM134 101H135V100H134ZM137 101H138V99H137ZM142 101H143V100H142ZM164 101H165V100H164ZM185 101H186V100H185ZM203 101H204V100H203ZM0 102H1V101H0ZM4 102H5V100H4ZM4 102H3V103H4ZM7 102H8V101H7ZM12 102H13V101H12ZM37 102H38V101H37ZM70 102H71V101H70ZM89 102H88V103H89ZM91 102H92V101H91ZM91 102H90V103H91ZM98 102H99V101H98ZM120 102H121V101H120ZM120 102H119V104H121ZM123 102H124V101H123ZM123 102H122V103H123ZM145 102H146V101H145ZM156 102H157V101H156ZM159 102H161V101H159ZM174 102H175V101H174ZM183 102H184V101H183ZM3 103H1V104H3ZM8 103H9V102H8ZM65 103H66V102H65ZM68 103H69V102H68ZM90 103H89L88 105H89V106H92L93 104H90ZM99 103H100V102H99ZM141 103H142V102H141ZM165 103H166V102H165ZM175 103H176V102H175ZM184 103H185V102H184ZM186 103H187V102H186ZM245 103H246V101H245ZM245 103H244V104H245ZM251 103H252V102H251ZM256 103H257V102H256ZM9 104H10V103H9ZM18 104H19V103H18ZM40 104H42V103H40ZM60 104H61V103H60ZM136 104H137V103H136ZM144 104H145V103H144ZM146 104H147V103H146ZM160 104H161V103H160ZM163 104H164V103H163ZM203 104H204V103H203ZM207 104H208V103H207ZM244 104H243V106H244ZM3 105H4V104H3ZM42 105H43V104H42ZM42 105H41V106H42ZM62 105H64V104H62ZM68 105H70V104H68ZM88 105H87V106H88ZM129 105H130V104H128V106H129ZM133 105H135V104H133ZM142 105H143V104H142ZM180 105H181V104H180ZM187 105H188V104H187ZM8 106H9V105H8ZM15 106H16V105H15ZM25 106H27V105H25ZM35 106H36V105H35ZM59 106H60V105H59ZM72 106H73V105H72ZM75 106H73V107L76 108ZM118 106H119V105H118ZM122 106H123V104H122ZM125 106H127V104H126ZM143 106H144V105H143ZM158 106H159V105H158ZM189 106H190V105H189ZM194 106H195V105H194ZM245 106H247V108H248V105H247V104H245ZM250 106H251V105H250ZM3 107H4V106H3ZM19 107H20V106H19ZM29 107H30V106H29ZM64 107H65V105H64ZM160 107H161V106H160ZM160 107H159V108H160ZM164 107H165V106H164ZM180 107H181V106H180ZM184 107H185V106H184ZM258 107H259V106H258ZM10 108H11V107H10ZM26 108H27V107H26ZM57 108H58V107H57ZM59 108H60V107H59ZM65 108H66V107H65ZM67 108H69V107H67ZM74 108H73V110H75ZM77 108H78V107H77ZM79 108L82 109L83 106H81V107H79ZM79 108H78V111H80ZM84 108L86 109L87 107H84ZM94 108H95V106L93 105V109H94ZM98 108H100V107L98 106ZM113 108H114V107H113ZM115 108L117 109V107H115ZM124 108H125V107H124ZM143 108H145V107H143ZM150 108H151V107H150ZM167 108H170V106H169V107L167 106ZM176 108H177V107H176ZM190 108H191V107H190ZM242 108H243V110H244V107H242ZM242 108H241V109H240V108H237V110L239 109V110L242 111ZM3 109H4V108H3ZM21 109H22V107H21ZM23 109H24V108H23ZM23 109H22V110H23ZM88 109L91 110V111L89 110V112H90V114H91V113L93 112V110L91 109V107L88 108ZM100 109H102V108H100ZM164 109H166V107H165ZM191 109H192V108H191ZM191 109H190V110H191ZM249 109H250V108H248V110H249ZM253 109H254V108H253ZM263 109H264V108H263ZM6 110H7V106H6ZM14 110H15V109H14ZM39 110H40V109H39ZM69 110H70V111L72 110L71 106H70V109H69ZM69 110H68V112H69ZM76 110H77V109H76ZM95 110H96V109H95ZM102 110H103V109H102ZM112 110H113V109H112ZM121 110H122V109H121ZM133 110H134V106H133ZM135 110H136V109H135ZM137 110H138V109H137ZM153 110H154V109H153ZM171 110H172V107H171ZM176 110H178V109H176ZM176 110H174V112H175ZM197 110H198V109H197ZM200 110H201V109H200ZM200 110H199V111H200ZM239 110H238V111H239ZM8 111H9V110H8ZM58 111H59V109H58ZM64 111H65V110H64ZM66 111H67V109H66ZM66 111H65V112H66ZM96 111H97V110H96ZM100 111H101V110H100ZM100 111H99V114H101ZM113 111H114V110H113ZM123 111H124V110H122V113L124 114ZM161 111H162V110H161ZM178 111H179V110H178ZM249 111H250V110H249ZM251 111L258 112V111H256V110H251ZM6 112H7V111H6ZM17 112H18V111H17ZM33 112H34V111H33ZM68 112H67V114H68ZM87 112H88V111H87ZM101 112H102V111H101ZM103 112H104V110H103ZM110 112H111V108H110ZM117 112H118V111H117ZM141 112H142V111H141ZM147 112H148V111H147ZM147 112H146V113H147ZM155 112H156V111H155ZM164 112H165V111H164ZM166 112H167V110H166ZM171 112H172V111H171ZM192 112H193V111H192ZM19 113H20V112H18V114H19ZM80 113H83V115H84V110H83L82 112H80ZM85 113H86V112H85ZM93 113L95 114V112H93ZM93 113H92V115H93ZM97 113H98V112H96V114H97ZM104 113H105V115H106V113H107V112H106V108H105V112H104ZM111 113H112V112H111ZM118 113H119V112H118ZM150 113H151V112H150ZM176 113H177V112H176ZM178 113H179V112H178ZM186 113H187V112H186ZM195 113H198V112H195ZM248 113H249V112H248ZM250 113H252V112H250ZM7 114H8V113H7ZM38 114H39V112H38ZM52 114H53V113H52ZM60 114H61V113H60ZM62 114H63V113H62ZM75 114H76V113H75ZM75 114H74V115H75ZM77 114H78V113H77ZM96 114H95V117L97 116L98 118H99V117L101 118V116H98L99 114H98V115H96ZM144 114H145V113H144ZM144 114H143V115H144ZM151 114H152V113H151ZM151 114H150V115H151ZM173 114H174V113H173ZM189 114H190V113H189ZM189 114H188V115H189ZM243 114H244V113H243ZM243 114H242V115H243ZM259 114H260V113H259ZM1 115H2V114H1ZM21 115H22V114H21ZM25 115H26L25 118H28V115H27V114H25ZM31 115H32V114H31ZM71 115H72V114H71ZM86 115H87V114H86ZM88 115H89V113H88ZM102 115H103V114H102ZM110 115H112V114H110ZM132 115H133V114H132ZM137 115H138V114H137ZM143 115H142V117H143ZM165 115H167V114H165ZM177 115H180V114H177ZM235 115H236V114H235ZM244 115H245V114H244ZM246 115H248V114H246ZM246 115H245V116H246ZM249 115H250V114H249ZM249 115L246 116V119H247V117H248V119H249V117L251 116V115H250V116H249ZM257 115H258V113H257ZM257 115H256V117H255V116H254V117L257 118ZM261 115H262V118H264L263 114H260V116H261ZM11 116H12V115H11ZM23 116H24V115H23ZM67 116H68V115H67ZM69 116H70V115H69ZM80 116H81V115H80ZM90 116H91V115H90ZM103 116H104V115H103ZM108 116H109V114H108ZM126 116H127V115H126ZM154 116H155V115H154ZM175 116H176V115H175ZM180 116H181V115H180ZM12 117H13V116H12ZM50 117H51V116H50ZM63 117L66 118L64 114H63ZM72 117H73V116H72ZM72 117H71V118H72ZM87 117H88V116H87ZM87 117L84 116V117H82V119H81V122L84 121V122L82 123V124H85V125H83L84 127L87 126V124H86V122H87V120H88ZM92 117H93V116H92ZM95 117H93V118H95ZM118 117H119V116H118ZM127 117H128V116H127ZM135 117H136V116H135ZM144 117H147V115H145ZM148 117H150V116H148ZM148 117H147V118H148ZM157 117H159V116L157 115ZM238 117H239V116H238ZM242 117H243V116H242ZM242 117H240V119H241ZM251 117H252V116H251ZM14 118H15V117H14ZM22 118H23V117H22ZM22 118H21V119H22ZM47 118H48V117H47ZM71 118L69 117V119H68V117H67L68 120H71ZM76 118H77V115H76ZM84 118H86L87 120L85 121ZM89 118H90V117H89ZM104 118H105V116H104ZM104 118L102 117L101 120L104 121ZM106 118H107V117H106ZM110 118H111V116H110ZM150 118H151V117H150ZM155 118H156V117H155ZM177 118H178V117H177ZM177 118H175V119H177ZM185 118H186V117H185ZM262 118H261V119H262ZM23 119H24V118H23ZM48 119H49V118H48ZM51 119H52V117H51ZM73 119H74V118H73ZM73 119H72V121H71V124L74 123ZM78 119H79V118H78ZM90 119H92V118H90ZM90 119H89V120H90ZM118 119H119V118H118ZM127 119H128V118H127ZM144 119H145V118H144ZM144 119H143V120H144ZM170 119H171V118H170ZM182 119L184 120V118H182ZM189 119H190V118H189ZM236 119H237V117H236ZM240 119H238V120H239V121H243V120H244V119H243V120H240ZM251 119H252V118H251ZM26 120L29 121V119H26ZM53 120H54V119H53ZM76 120H77V119H76ZM89 120H88V121H89ZM96 120H97V119H96ZM101 120H99V121L97 120V122L102 123ZM113 120H114V119H112V121H111V122H112V124H111L112 127L114 126V125H113ZM141 120H142V118H141ZM148 120H149V122L152 121V119L150 120L149 118H148ZM155 120H156V119H155ZM155 120H153V121H155ZM158 120H159V118H158ZM158 120H156V121H157V124H158ZM208 120H207V122H205V123H208ZM249 120H250V119H249ZM256 120L259 121L260 119H259V120L256 119ZM16 121H17V120H16ZM21 121L25 122L24 120H21ZM41 121H43V120H41ZM45 121H46V120H45ZM61 121H62V119H61ZM64 121H65V119H64ZM64 121H63L62 123H64ZM78 121H80V120H78ZM92 121H93V120H92ZM94 121H95V120H94ZM105 121H106V120H105ZM109 121H110V119H109ZM109 121L107 120L106 124H107ZM114 121H116V120H114ZM132 121H133V123H134V120H131V119H130V123H131V125H132ZM153 121H152V123H153ZM174 121H175V120H174ZM228 121H229L228 124H231L230 119H228ZM233 121H235L234 123H235V125H236V120H235V118H234ZM250 121H251V126H250V127H253V128H254V126H252V125H254L253 122H256L255 119L253 120V122H252V120H250ZM250 121H248V123H249ZM261 121H263V120H261ZM7 122H8V121H7ZM13 122H14V121H13ZM29 122H30V121H29ZM51 122H52V120H51ZM66 122H69V121H66ZM76 122H77V121H76ZM127 122H128V124H129V121H127ZM127 122H126V124H127ZM135 122H136V121H135ZM140 122H141V121H140ZM144 122H148L147 119H146V121H144ZM149 122H148V123H149ZM170 122H171V121H170ZM175 122H176V121H175ZM237 122H238V121H237ZM246 122H247V121H246ZM18 123H20L19 120H18ZM18 123H17V125L22 126V125H21L22 123H21V124H18ZM45 123H46V122H45ZM52 123H53V122H52ZM87 123H88V126H89L92 130L89 129V127H86L85 130L89 129V131L87 130V132H88V133H91V132L93 133V129H94V128H92V127L97 126V125L94 124V123H93L94 125H92V122H91V124L89 125L90 121L87 122ZM99 123H98V124H99ZM109 123H110V122H109ZM167 123H168V122H167ZM185 123H186V122H185ZM239 123L242 124V122H239ZM248 123H247V124H248ZM0 124H1V123H0ZM42 124H44V123H42ZM50 124H51V123H50ZM64 124H65V123H64ZM75 124H76V123H75ZM77 124H78V123H77ZM126 124H125V125H126ZM134 124H136V123H134ZM139 124H140V123H139ZM139 124H138V125H139ZM141 124L143 125L144 123L142 122ZM150 124H151V123H150ZM154 124H155V125H152V126H154V127L156 128V122H155ZM211 124L213 125V123H211ZM232 124H233V123H232ZM237 124H238V123H237ZM240 124H238V127H239ZM247 124H246V125H247ZM256 124H258V123L256 122ZM12 125H13V124H12ZM14 125H15V124H14ZM25 125H27V122H26ZM25 125H24V126H25ZM46 125H48V124H46ZM69 125H70V124H69ZM79 125H81V124H79ZM100 125H101V124H100ZM103 125H104V124H103ZM108 125L111 126L110 124H108ZM116 125H117V124H116ZM118 125H119V124H118ZM123 125H124V124H123ZM123 125H122V126H123ZM136 125H137V124H136ZM142 125H139V127H140V128H143V127H146V126L148 127L147 123H146V125H145V124H144L143 126H142ZM167 125H168V124H167ZM175 125H176V124H175ZM209 125H210V124H209ZM235 125L233 124V127H234ZM243 125L245 126V122H243ZM259 125H261V124H259ZM262 125H263V124H262ZM262 125H261V126H262ZM41 126L43 127V125H41ZM56 126H57V125H56ZM65 126H67V125L65 124ZM73 126L75 127L76 125H73ZM109 126H108V127H109ZM129 126H130V125H129ZM129 126L126 125V127H129ZM134 126H135V125H134ZM134 126H133V127H134ZM150 126H151V125H150ZM150 126H149V127H150ZM158 126H159V125H158ZM158 126H157L156 130H158V129H160V130L162 129V130H163L164 127H163L162 125H161V127H163V128H161L160 126H159L160 128H158ZM197 126H199V127H197ZM214 126H213V127H214ZM236 126H237V125H236ZM247 126L249 127V125H247ZM1 127H2V126H1ZM9 127H10V125H9ZM28 127H29V126H28ZM30 127H31V126H30ZM47 127H48V126H47ZM71 127H72V126H71ZM106 127H107V126H106ZM106 127H105V128H106ZM131 127H132V126H131ZM133 127H132L133 131H132V129H131V131L134 132V130H135V131L137 132V130L135 129L137 126L134 127V128H133ZM149 127H148V128H149ZM168 127H169V125H168ZM206 127H207V126H206ZM230 127H231V126H230ZM230 127H229V128H230ZM240 127H241V125H240ZM250 127H249V128H250ZM255 127H256V126H255ZM262 127H263V126H262ZM262 127H261V128H262ZM5 128H6V127H5ZM15 128H16V127H15ZM20 128H23V127H20ZM20 128H19V131L22 132L23 130L21 129V130H22V131H21ZM50 128H51V127H50ZM62 128H64V127H62ZM72 128H73V127H72ZM72 128L69 129L70 132L75 130L74 128H73V130H71ZM96 128H97V129H96ZM98 128L100 129V126L95 127V130H94V131H95V133L97 132L96 134H100V137H101V138H102V137L104 138V134H105V136H107L105 130L103 131V135H102V134H101L102 131H101V133H99L100 130L98 131ZM102 128H104V126H103ZM110 128H111V127H110ZM117 128H118V127H117ZM137 128H138V127H137ZM155 128H154V130H155ZM177 128H178V127H177ZM177 128H176V129H177ZM208 128H209V127H208ZM217 128H220V127H215L214 130L216 131ZM226 128H227V127H226ZM235 128H236V130H238V132H236V133L239 134V132L241 131L242 127H241L240 129H237V127H235ZM244 128H245V127H244ZM253 128H250V129L253 130ZM257 128H260V126L257 127ZM257 128H256V129H257ZM261 128H260V129H261ZM1 129H2V128H1ZM7 129H8V128H7ZM48 129H49V128H48ZM65 129H67V127H66ZM114 129H115V128H114ZM120 129H123V127L121 128V126H120ZM120 129H118V130L121 132L122 130H120ZM124 129H125V128H124ZM129 129H130V128H129ZM129 129L126 128V130H129ZM151 129H152V128H151ZM200 129H202V128H200ZM209 129H210V128H209ZM221 129H222V127H221ZM250 129L247 128L248 131H249ZM5 130H6V129H5ZM14 130H15V129H14ZM17 130H18V129H17ZM24 130H25V127H24ZM26 130L29 131V129H26ZM30 130H31V129H30ZM32 130H33V129H32ZM43 130L46 131V129H43ZM54 130H55V129H54ZM56 130H57V129H56ZM63 130H64V129H63ZM90 130H91V131H90ZM107 130H108V128H107ZM111 130H112V129H111ZM118 130H117V132L119 133ZM138 130H139V129H138ZM152 130H153V129H152ZM152 130H151V133H153ZM156 130H155V132H157ZM162 130H161V131H162ZM171 130H172V128H171ZM177 130H178V129H177ZM210 130H211V129H210ZM214 130H213V131H214ZM239 130H240V131H239ZM254 130H255V128H254ZM257 130H258V132H259V129H257ZM257 130H256V131H257ZM262 130H264V127L262 128ZM3 131H4V129H3ZM8 131H10V130H8ZM8 131H7V132H8ZM11 131H12V129H11ZM58 131H59V130H57V132H58ZM67 131H68V130H67ZM67 131L64 130V133L67 132ZM83 131H84V130H83ZM141 131H143V129H142V130L140 129L139 132H141ZM148 131H150V129H149ZM148 131H147V134H148ZM158 131H159V130H158ZM201 131H205V130L202 129ZM217 131H218V130H217ZM217 131H216V134H217ZM219 131H220V133H221V130H219ZM219 131H218V133H219ZM226 131H227V130H226ZM256 131H254V133H255ZM16 132H17V131H16ZM70 132H69V133H70ZM104 132H105V133H104ZM107 132H108V131H107ZM117 132H116V133H117ZM122 132H123V131H122ZM124 132H125V131H124ZM129 132H130V131H129ZM136 132H134V134H135ZM144 132H145V131H143V133H144ZM162 132H163V131H162ZM164 132H165V133H163V135L166 134V130H165ZM227 132H228V131H227ZM243 132H244V131H243ZM250 132L253 133L252 131H250ZM3 133H4V132H3ZM22 133H24V132H22ZM34 133H35V132H34ZM60 133H61V132H60ZM74 133L76 134L77 131L75 130V132H73V134H72V136H75V137H76V135H78V134L75 135ZM82 133H83V132H82ZM85 133H86V132H85ZM113 133H114V132H113ZM143 133L141 132V134H143ZM159 133H160V131H159L157 134L159 135ZM224 133H225V132L223 131V133H221L220 136L218 135V136H219V139H220V137H221V139H222V136H223L222 134H224ZM228 133H229V132H228ZM233 133H234V132H233ZM241 133H242V132H241ZM259 133H260V132H259ZM11 134H13V132H12ZM15 134H16V133H15ZM42 134H43V131H42ZM55 134H56V133H55ZM61 134H63V133H61ZM61 134H59V135L61 136ZM70 134H71V133H70ZM70 134H69V135H70ZM119 134H121V133H119ZM119 134H117V135L114 134V136H117V138H118V135H119ZM125 134H126V132H125ZM127 134H128V133H127ZM129 134H131V133H129ZM134 134H132L131 136H133ZM144 134H146V133H144ZM205 134H206V133H205ZM216 134H215V136H217ZM229 134H230V133H229ZM261 134H262V133H261ZM13 135H14V134H13ZM44 135L46 136V134H44ZM44 135H43V136H44ZM67 135H68V134H67ZM80 135L85 136L86 134H84V135H83V134H80ZM87 135H88V134H87ZM90 135L92 136L93 134H90ZM90 135H89V136H90ZM94 135H95V134H94ZM112 135H113V134H112ZM121 135H122V134H121ZM170 135H171V134H170ZM170 135L168 134V136H167L168 139H169V136H170ZM201 135H202V136H200V137H201V138L203 137V138L205 139V137L203 136V132H201ZM212 135H214V134H212ZM224 135H225V134H224ZM226 135H227V134H226ZM241 135H243V133H242ZM256 135H257V134H256ZM7 136H8V135H7ZM24 136H25V135H24ZM57 136H58V135H57ZM72 136H71V137H72ZM78 136H79V135H78ZM78 136H77V137H78ZM98 136H99V135H98ZM119 136H120V135H119ZM125 136H126V135H125ZM125 136H123V137H125ZM127 136H130V135H127ZM127 136H126V137H127ZM145 136H146V135H145ZM150 136H151V134H150ZM150 136H149V138H150ZM154 136H155V134H154ZM154 136H153V138H154ZM159 136H162V133H161V135H159ZM159 136H156V137H159ZM165 136H166V135H165ZM230 136H231V135H230ZM237 136H240V135H237ZM263 136H264V135H263ZM8 137H9V136H8ZM53 137H55V136H53ZM62 137H63V136H62ZM86 137H87V136H86ZM96 137H97V136H96ZM120 137H121V136H120ZM120 137H119V139H120ZM126 137H125V138H126ZM134 137H135V136H133V138H134ZM156 137H155V138H156ZM235 137H236V136L234 135V138H232V139H235ZM243 137H244V138H242V136L239 137V138H241V142H242V139H243V140H246V138H247L248 136L245 138V135H244ZM249 137H250V134H249ZM249 137H248V138H249ZM15 138H17V137H15ZM28 138H29V137H28ZM51 138H52V137H51ZM78 138H80V137H78ZM83 138L85 139V137H83ZM87 138H88V137H87ZM87 138H86V140L88 141ZM98 138H99V137H98ZM105 138H106V137H105ZM105 138H104V140H107V139H105ZM107 138H109V137H107ZM121 138H122V137H121ZM129 138H130V137H129ZM140 138H142V136H141ZM149 138L145 137V139H148V140H149ZM153 138H152V139H153ZM188 138H189L190 140H188ZM194 138H195V137H194ZM198 138H199V137H198ZM216 138L218 139V137H216ZM226 138H227V137H226ZM236 138H237V137H236ZM239 138H238V139H239ZM248 138H247V140H248ZM17 139H18V138H17ZM29 139H30V138H29ZM80 139H81V138H80ZM84 139H82V140H84ZM89 139L92 140V138H90V137H89ZM130 139H131V138H130ZM156 139H157V138H156ZM195 139H196V138H195ZM195 139H194V140H195ZM199 139H200V138H199ZM210 139H211V137L208 138V140H210ZM219 139H218V140H219ZM232 139H231V140H232ZM238 139H237V140H238ZM1 140H2V139H1ZM19 140H20V139H19ZM25 140H26V138H25ZM27 140H28V139H27ZM49 140H50V139H49ZM66 140H67V139H66ZM75 140H76V139H75ZM86 140L84 141L85 143H87ZM94 140H96V139H93L92 141H94ZM101 140H102V139H101ZM101 140H100V141H101ZM109 140H110V139H109ZM127 140H128V137H127ZM127 140H126V142L124 141V142L126 143V145H127ZM142 140H144V138H142ZM150 140H151V139H150ZM150 140H149V141H150ZM160 140H161V139H160ZM218 140H217V141H218ZM247 140H246V141H247ZM252 140H253V139H252ZM254 140H255V138H254ZM15 141H17V140H15ZM31 141H33V140L31 139ZM31 141H30V146H31V144H32ZM34 141H35V140H34ZM34 141H33V144H32V145H34V143H35ZM45 141H46V140H45ZM98 141H99V140H96V141H95L96 144L98 143ZM111 141H112V140H111ZM139 141H140V140H139ZM144 141H145V140H144ZM190 141H192V143H191ZM203 141H204V140H203ZM224 141H225V140H224ZM248 141H249V140H248ZM255 141H256V140H255ZM0 142H1V141H0ZM17 142H19V141H17ZM47 142H48V141H47ZM62 142H63V141H62ZM65 142H66V141H65ZM68 142H69V141H68ZM71 142H72V140H71ZM102 142H103V141H102ZM102 142H101V144H102ZM104 142L106 143L107 141H104ZM124 142H123V143H124ZM141 142H143V141H140V143H141ZM150 142H151V141H150ZM198 142H199V140H198ZM205 142H206V144H209V143L207 142V138H206V141H205ZM205 142H203V144H204ZM212 142H213V144H216V142H215V143H214V141H212ZM218 142H220V141H218ZM228 142H229V141H228ZM228 142H225V143H228ZM233 142L235 143V141H234V140L232 141V143H231V145H230L231 148H232ZM236 142H237V141H236ZM239 142H240V141H239ZM241 142H240V143H241ZM244 142H245V141H244ZM20 143H21V142H20ZM23 143H24V142H23ZM27 143H28V142H27ZM36 143H37V142H36ZM73 143H74V142H73ZM76 143H77V142H76ZM90 143H91V142H90ZM112 143H113V142H112ZM112 143H110V144H112ZM114 143H115V141H114ZM114 143H113V144H114ZM125 143H124L123 145H125ZM134 143H135V142H134ZM144 143H145V142H144ZM200 143H201V142H200ZM210 143H211V142H210ZM221 143H224V142L221 141ZM245 143H246V142H245ZM247 143H248V142H247ZM249 143H250V142H249ZM255 143H257V142H255ZM255 143H254V144H255ZM259 143H260V142H259ZM21 144H22V143H21ZM48 144H49V143H48ZM59 144H61V142H59ZM69 144H70V142H69ZM92 144H93V143H92ZM128 144H129V143H128ZM132 144H133V142H132ZM152 144H153V143H152ZM160 144H161V143H159V145H160ZM185 144H186V143H185ZM192 144H193V145H192ZM229 144H230V143H229ZM229 144H225L226 147L229 146ZM1 145H2V144L0 143V147H1ZM12 145H13V143H12ZM25 145H26V144H25ZM36 145H37V144H36ZM36 145H35V146H32L31 149H32L33 147L36 148ZM77 145H78V144H77ZM79 145H80V144H79ZM114 145H115V144H114ZM116 145L118 146V144H116ZM133 145H134V144H133ZM145 145H146V144H145ZM157 145H158V144H157ZM159 145H158V146H159ZM182 145H183V144H182ZM187 145H188V144H187ZM196 145H194V146H195V149H196V148L198 149V147H196ZM201 145H202V144H201ZM201 145H200V146H201ZM211 145H212V144H211ZM221 145H222V144H221ZM235 145H236V147H235V149H233L234 151L237 149V143H236ZM238 145H239V143H238ZM240 145H241V144H240ZM245 145H246V144H245ZM257 145H258V143H257ZM4 146H5V145H4ZM21 146L23 147L24 145H21ZM28 146H29V145H28ZM30 146H29V147L25 146V147L30 148ZM41 146H42V145H41ZM41 146H40V148H41ZM47 146H48V145H47ZM57 146H58V144H57ZM59 146H60V145H59ZM65 146H67V145H65ZM68 146H69V145H68ZM96 146H99V145L97 144ZM100 146H106V145L102 144V145H100ZM127 146H128V145H127ZM137 146H138V145H137ZM139 146H140V145H139ZM143 146H144V144H143ZM147 146H150V145L147 144ZM168 146H169V145H168ZM184 146H185V149L188 148V146H187V148H186V145H183V147H184ZM197 146H199V144H198ZM203 146H206V147H207V145H205V144H204ZM203 146L199 148L200 151L203 150V149H201V148H203ZM208 146H209V145H208ZM217 146L219 147L220 145H217ZM222 146H223V145H222ZM242 146H243V144H242ZM242 146H241V147H242ZM248 146H249V145H248ZM63 147H64V146H63ZM72 147H73V146H72ZM107 147L109 148V146H107ZM107 147H106V148H103V149H101V150L107 149ZM125 147H126V146H125ZM125 147H124V148H125ZM129 147H130V145H129ZM129 147H128V148H129ZM141 147H142V146H141ZM145 147H146V146H145ZM166 147H167V146H166ZM171 147H172V146H171ZM211 147L214 148L213 145H212ZM220 147H221V146H220ZM226 147H225V149H226ZM238 147H239V146H238ZM241 147H239V148H241ZM243 147H244V146H243ZM15 148H16V146H15ZM17 148H18V147H17ZM64 148H65V147H64ZM64 148H61V149H64ZM78 148H79V147H78ZM92 148H93V146H92ZM98 148H99V147H98ZM98 148H97V149H98ZM100 148H102V147H100ZM110 148H111V147H110ZM110 148H109V149H110ZM112 148H114V146H113ZM112 148H111V149H112ZM116 148L118 149V147H116ZM121 148H122V144H121ZM172 148H173V147H172ZM174 148H175V147H174ZM178 148H179V147H177V151L179 150ZM233 148H234V147H233ZM250 148H251V147H250ZM13 149H14V147H13ZM20 149H21V148H20ZM66 149H67V148H66ZM82 149H83V148H82ZM84 149H86V147H85ZM139 149H140V147H139ZM164 149H165V150H164L159 156H157V158H156L153 162H151V163H149V162H145V161H144V160L146 159L145 157H144V158H141V157H140V158L143 160V162H145V163H144V164L142 163V165L139 166V167L136 169V171H134V170L131 169L132 172L134 171V172H133L134 174L131 172L130 169H129L128 173H127V171H126L125 174H130L129 172H131V173L133 174V175H131L132 178L130 177V180L127 182V184L124 183L125 185H123V187H121L120 190L118 189V191H116V193L113 195V197H110V198H108V199H104V200H102L100 203H98V204H99V205H98L99 208L97 209L96 212H99V213H100V212H102V211H104V210H107V211H105L106 214H107V213H108V209L112 206L114 200H116V198H117L116 196L121 195V194H120V193H122L121 191L126 192V191L128 190L127 192H128L129 194L132 193V194H131L132 196H131V195H128V196H130V197H133V193L135 194L136 190H138V189H139V190H142V191H146L145 189H147V188H146V186L142 183V180H141V179H143L144 176H146V175H147V178H148V175H150L151 173H153L151 168H152L153 166H155V165H156V162H157L161 157H164V155L166 154V152H169V150H170V148H168V147H167V148L164 147ZM193 149H194V147H193ZM197 149H196V151H197ZM207 149H208V148H207ZM209 149L211 150V148H209ZM209 149H208V151H209ZM243 149L245 150V147H244ZM32 150H33V149H32ZM54 150H55V148H54ZM76 150H77V149H76ZM76 150L74 149V151H76ZM92 150L94 151L95 149L93 148ZM113 150H114V154L112 153V152H113L112 150H109V153H106V152H105L106 150H104V153H106V155L108 154L107 157H111V156H109V155H111V154H110V151H111V153L113 154V157L116 156V154H120V153H116L119 149H118L117 151H116L115 149H113ZM126 150H127V149H126ZM135 150H136V149H135ZM145 150L148 151V150H147V147L145 148ZM150 150H151V148H150ZM152 150H153V149H152ZM182 150H183V149H182ZM187 150H188V149H187ZM189 150H190V149H189ZM191 150H192V149H191ZM212 150H213V149H212ZM215 150L217 151V149H215ZM221 150H222V149H221ZM233 150H231V151H233ZM12 151H13V150H12ZM26 151H27V150H26ZM42 151H43V150H42ZM44 151H45V150H44ZM57 151H58V150H57ZM59 151H61V150H59ZM62 151H64V150H62ZM96 151L101 152L100 149H99V150H96ZM130 151H131V150H130ZM130 151H128V152H130ZM146 151H145V152H146ZM158 151H159V150H158ZM172 151H173V153H174V152L177 153V151H175L174 149H173ZM183 151H184V150H183ZM183 151H182V152H183ZM200 151H198L199 153L196 152L197 154H194V153H193L194 151H190V152L192 153V155L194 154V156H195V155H199V154L202 155L201 153H203L204 151H203V152H200ZM206 151H207V150H206ZM206 151H205V153H206ZM213 151H214V150H213ZM213 151H212V152H213ZM219 151H220V150H219ZM231 151L229 150L230 153H231ZM239 151H240V149H239ZM239 151H238V153L242 152V151H240V152H239ZM247 151H248V149H247ZM47 152H49V151L47 150ZM47 152H46V153H47ZM83 152H85V151H83ZM83 152H82V153H83ZM107 152H108V151H107ZM118 152H120V151H118ZM121 152H123V150H122ZM148 152H150V151H148ZM148 152H146V153H148ZM170 152H171V151H170ZM178 152H179V151H178ZM182 152L179 153V154H180L179 156H177V157H179V162H180V157L182 158L183 156L187 155V156H185L186 159H187L188 156H189L188 154H186L187 151H186V152L184 151L185 155H182V156H181ZM210 152H211V151H210ZM210 152H209V153H210ZM220 152H221V154H222V151H220ZM251 152H252V151H251ZM251 152H250V153H251ZM24 153H25V152H24ZM58 153H59V152H58ZM88 153H89V152H88ZM97 153H98V152H97ZM130 153H131V152H130ZM188 153H189V151H188ZM214 153H215V152H213V154H214ZM238 153H237V154H238ZM13 154H14V152H13ZM40 154H41V153H40ZM40 154H39V155H40ZM48 154H49V153H48ZM78 154H79V151H78ZM91 154H92V153H91ZM93 154H94V153H93ZM100 154H103V153H100ZM100 154H99V155H100ZM139 154H141L140 151H139ZM143 154H144V152H143ZM143 154H142V155H143ZM152 154H153V153H152ZM168 154H169V153H168ZM168 154H166V156H167ZM177 154H178V153H177ZM206 154H208V152H207ZM206 154H204V155H202V156L205 157L206 160H207V157H209V156H208V155L205 156ZM211 154H212V153H211ZM211 154H210V155H211ZM234 154H235V153H233V157H234ZM241 154H242V153H240V156H241ZM4 155H5V154H4ZM15 155H16V151H15ZM15 155H14V156H15ZM42 155H43V154H42ZM46 155H47V154H46ZM68 155H69V154H68ZM84 155L86 156V153H85ZM87 155H88V154H87ZM89 155H90V154H89ZM99 155H98V156L96 155V156L99 157V158H100L101 156H103V155H101V156H99ZM123 155H124V154H123ZM131 155H132V153H131ZM131 155H130V156H131ZM146 155H147V154H146ZM150 155H151V154H149V156H150ZM190 155H191V154H190ZM44 156H45V155H44ZM44 156H43V157H44ZM47 156H48V155H47ZM72 156H73V155H72ZM80 156H81V155H80ZM125 156H126V154H125ZM130 156H129V157H130ZM133 156H134V155H133ZM133 156H132V158H133ZM139 156H141V155H139ZM144 156H145V155H144ZM168 156H169V155H168ZM171 156H174V154L171 155ZM171 156H170V157H171ZM175 156H176V154H175ZM215 156H217V155H215ZM238 156H239V155H238ZM249 156H250V155H249ZM6 157H7V156H6ZM35 157H36V156H35ZM37 157H38V155H37ZM52 157H53V156H52ZM59 157H60V156H59ZM64 157H65V156H64ZM76 157H77V156H76ZM81 157H82V156H81ZM87 157H91V156H87ZM97 157H96V158H97ZM104 157H105V156H104ZM117 157H120V156H117ZM127 157H128V154H127ZM127 157H124V158H127ZM191 157H192V156H191ZM196 157H197V156H196ZM203 157H202L201 159H203ZM236 157H237V156H236ZM250 157H251V156H250ZM14 158H17V156H15ZM27 158H28V157H27ZM30 158H32V157H30ZM30 158H29V159H30ZM38 158H39V157H38ZM66 158H67V156H66ZM70 158H71V157H70ZM105 158H106V157H105ZM105 158L102 157V160L105 159ZM115 158H116V157H115ZM121 158H122V156H121ZM134 158H135V157H134ZM140 158H139V159H140ZM189 158H190V156H189ZM189 158H188V160H189ZM194 158H195V157H194ZM194 158L192 157L191 159H192L193 161H195ZM213 158H214V157H213ZM245 158H246V156H245ZM245 158L243 157V160H244ZM25 159H26V158H25ZM25 159H23V162H24ZM61 159H62V158H61ZM64 159H65V158H64ZM106 159H107V158H106ZM108 159H109V158H108ZM110 159H112V158H110ZM139 159H138V160H139ZM161 159H162V158H161ZM161 159H160V160H161ZM168 159H170V158H168ZM199 159H200V158H199ZM209 159H210V158H209ZM209 159H208V160H209ZM239 159H240V158H239ZM250 159H252V158H250ZM18 160H19V159H17V161H18ZM26 160H27V159H26ZM34 160H36V159H34ZM77 160H78V158H77ZM82 160H83V159H82ZM84 160H85V159H84ZM88 160H89V159H88ZM88 160H85V161H88ZM120 160H121V159H120ZM181 160H182V159H181ZM183 160H185V158H184ZM188 160H187V161H188ZM210 160H211V159H210ZM232 160H233V159H232ZM234 160H235V159H234ZM252 160H254V157H253ZM255 160L258 161L259 159L257 160V158H255ZM20 161H21V160H20ZM29 161H30V160H29ZM29 161H28V162H29ZM31 161H32V160H31ZM38 161L40 162V160H38ZM41 161H42V160H41ZM43 161H44V160H43ZM47 161H48V160H47ZM47 161H46V162H47ZM50 161H51V160H50ZM74 161H75V160H74ZM78 161H79V160H78ZM96 161H98V160H96ZM123 161H124V160H123ZM135 161H136V160H135ZM140 161H141V160H140ZM161 161H162V160H161ZM164 161H165V159H164ZM185 161H186V160H185ZM185 161H184V164L182 163L183 166L185 165ZM189 161H191V160H189ZM189 161H188V162H189ZM193 161H191L192 164H193ZM245 161H246V160H244V163H245ZM247 161H248V159H247ZM256 161H255V162H256ZM23 162L21 161L20 164H22ZM39 162L37 163V160L35 161V163L33 162L34 165L36 164V166H34V167L37 168V165L39 164ZM57 162H58V160H57ZM68 162H69V161H68ZM99 162H100V161H99ZM101 162H103V161H101ZM165 162H166V161H165ZM181 162H182V161H181ZM191 162H190V163H191ZM195 162H196V161H195ZM207 162L209 163V161H207ZM210 162H211V161H210ZM235 162H236V160H235ZM250 162H251V160H250ZM250 162H248V163H250ZM252 162L254 163V161H252ZM16 163L18 164V162H16ZM40 163H41V162H40ZM42 163H43V162H42ZM47 163H48V162H47ZM79 163H80V162H79ZM89 163H90V162H89ZM116 163H117V162H116ZM120 163H121V162H120ZM158 163H160V162H158ZM196 163H199V161L196 162ZM196 163H195V164H196ZM208 163H207V164H208ZM246 163H247V162H246ZM246 163H245V165H244V166H245V169H246V167H250V166H248V163H247V166H246ZM256 163H259V166H258V164H256ZM256 163L253 165V167L251 166L252 168H247V169H250V170L252 169V170H253L252 172L254 173V166L257 165L258 168H256V169H258V170L260 171V170H261V168H259L260 165H261V164H260V163H261L260 160H259V162H256ZM17 164H16V165H17ZM20 164H18V165H20ZM29 164H31V162H30ZM43 164L45 165V163H43ZM52 164H53V163H52ZM57 164H58V163H57ZM65 164H66V163H65ZM69 164H70V163H69ZM166 164H167V162H166ZM174 164H175V163H174ZM195 164H194V165H195ZM201 164H203V163L201 162ZM201 164H199V165H201ZM209 164H210V163H209ZM211 164H212V163H211ZM224 164H225V163H224ZM251 164H252V163H251ZM18 165H17V166H18ZM50 165H51V163H50ZM78 165H80V164H78ZM78 165H77V166H78ZM109 165H110V164H109ZM159 165H160V164H159ZM161 165H164V164H161ZM32 166H33V164H32ZM55 166H56V165H55ZM58 166H59V165H58ZM64 166H66V165H64ZM90 166H91V165H90ZM94 166H95V165H94ZM102 166H103V165H102ZM168 166H170V165H168ZM181 166H182V165H181ZM183 166H182V167H183ZM186 166H188V164L185 165V167H186ZM192 166H193V165H192ZM192 166H191V167H192ZM197 166H198V165L196 164V167H197ZM212 166H213V165H212ZM262 166H263V165H261V167H262ZM5 167H6V166H5ZM23 167H24V164H23ZM47 167H48V166H47ZM51 167H52V166H51ZM67 167H68V165H67ZM91 167H92V166H91ZM156 167H157V166H155V168H156ZM170 167H171V166H170ZM188 167H189V166H188ZM188 167H186V169H187ZM199 167H200V168H201V167L203 168V167H205V165H204V166L201 165V166H199ZM199 167H198V168H199ZM206 167H207V166H206ZM206 167H205V168H206ZM236 167L238 168L239 166H237V164H236ZM241 167H243V165H241L240 168H241ZM13 168H14V167H13ZM45 168H46V167H45ZM58 168H59V167H58ZM58 168H57V169H58ZM64 168H65V167H64ZM92 168H93V167H92ZM132 168H133V167H132ZM166 168H167V166H166ZM183 168H184V167H183ZM200 168H199V169H200ZM209 168H210V167H209ZM227 168H229V167H227ZM232 168H233V167H232ZM240 168H239V169H240ZM243 168H244V167H243ZM262 168H264V167H262ZM7 169H8V168H7ZM25 169H26V168H25ZM32 169H33V168H32ZM48 169H49V168H48ZM52 169H53V167H52ZM65 169H66V168H65ZM73 169H74V168H73ZM76 169H77V168H76ZM163 169H165V167H164ZM193 169H194V167H193ZM193 169H192V170H193ZM195 169H196V168H195ZM195 169H194V170H195ZM214 169H215V168H214ZM256 169H255V170H256ZM21 170H22V169H21ZM27 170H28V169H27ZM29 170H30V169H29ZM50 170H51V169H50ZM78 170H79V168H78ZM84 170H85V169H84ZM170 170L172 171V169H170ZM174 170H175V169H174ZM180 170H181V169H180ZM190 170H191V169H190ZM190 170H189V171H190ZM201 170H202V169H201ZM203 170H204V168H203ZM258 170H257V171H258ZM52 171H53V170H52ZM54 171L56 172V170H54ZM65 171H66V170H65ZM76 171H77V170H76ZM86 171H87V170H86ZM86 171H85V172H86ZM162 171H163V170H162ZM166 171H167V170H166ZM175 171H176V170H175ZM196 171H197V172H198V171L200 172V170H198V169H197ZM215 171H216V170H215ZM229 171H231V169H230ZM236 171H238V170L236 169ZM261 171H262V170H261ZM261 171H260V173H258V172H257V173L255 172V173H256V174H260V175H261V174L264 175ZM23 172H24V171H23ZM26 172H27V171H26ZM31 172H32V170H31ZM34 172H36L35 169H34ZM44 172H45V171H44ZM58 172H59V171H58ZM58 172L56 173V175L58 174ZM74 172H75V171H74ZM79 172H80V171H79ZM107 172H108V171H107ZM109 172H110V171H109ZM157 172H158V168H157ZM159 172H160V171H159ZM190 172H191V171H190ZM190 172H189V173H190ZM192 172L194 173V171H192ZM204 172H205V171H204ZM231 172H232V171H231ZM231 172H230V173H231ZM240 172H241V171H240ZM249 172L252 174L251 171H249ZM17 173H18V172H17ZM27 173H28V172H27ZM63 173H64V172H63ZM83 173H84V172H83ZM83 173H82V174H83ZM110 173L112 174V172H110ZM160 173H162V172H160ZM166 173L168 174V171H167ZM186 173H187V172H186ZM207 173H208V172H207ZM232 173H233V172H232ZM250 173H249V174H250ZM34 174H35V173H33V175H34ZM105 174H106V173H105ZM169 174H171V172H170ZM176 174H178V173H176ZM208 174H209V173H208ZM241 174H242V173H241ZM10 175H11V174H10ZM17 175H18V174H17ZM56 175H55V176H56ZM68 175H69V173H68ZM75 175H76V174H75ZM87 175H88V174H87ZM158 175H159V174H158ZM158 175H157V176H158ZM165 175H166V174H165ZM252 175H253V177H254V174H252ZM252 175L250 176V179H251ZM27 176H28V175H27ZM40 176H41V175H40ZM57 176H58V175H57ZM60 176H61V175H60ZM64 176H65V174H64ZM69 176H70V175H69ZM73 176H74V175H73ZM73 176H72V177H73ZM89 176H90V175H89ZM162 176H163V178H164V174H163ZM168 176H169V175H168ZM170 176H171V175H170ZM172 176H173V175H172ZM176 176H177V175H176ZM178 176H179V175H178ZM242 176H243V174H242ZM255 176H257V175H255ZM258 176H259V175H258ZM33 177L36 178V177H38V176L35 174V176H33ZM83 177H85V175H84ZM114 177H115V176H114ZM191 177H192V176H191ZM194 177H195V176H194ZM209 177H210V176H209ZM246 177H247V176H246ZM253 177H252V178H253ZM261 177H262V176H261ZM40 178H42V177H40ZM44 178H45V177H44ZM56 178H57V177H56ZM69 178H70V177H69ZM81 178H82V177H81ZM86 178H89V177H86ZM112 178H113V177H112ZM128 178H129V177H128ZM159 178H160V175H159ZM259 178H260V177H258V180H259ZM262 178H263V177H262ZM21 179H22V178H21ZM45 179H48V178H45ZM103 179H104V177H103ZM103 179H102V180H103ZM105 179H106V178H105ZM105 179H104V180H105ZM110 179H111V177H110ZM148 179H149V178H148ZM157 179H158V178H157ZM164 179H166V177H165ZM192 179H193V178H192ZM241 179H242V178H241ZM247 179H248V177H247ZM250 179H248V180H250ZM253 179H256V178L254 177ZM55 180L57 181V179H55ZM80 180H81V179H80ZM80 180H79V181H80ZM89 180H90V179H89ZM138 180H139V182H141V184H143V185L145 186V188H144V187H143V188L141 187V189H140V186H143V185L138 184V185H139V188L137 189V186H136L135 183H136ZM140 180H141V181H140ZM161 180H162V178H161ZM172 180H173V179H172ZM175 180H177V178H176ZM182 180H183V179H182ZM182 180H181V181H182ZM194 180H195V179H194ZM211 180H212V179H211ZM213 180H214V179H213ZM243 180H244V181L246 180L245 177H244ZM260 180H261V178H260ZM263 180H264V178H263ZM263 180H261V181L264 182ZM13 181H14V180H13ZM58 181H61V180H58ZM73 181H74V180H73ZM75 181L77 182V178H75ZM75 181H74V183L76 184ZM105 181H106V180H105ZM115 181H118V180L115 178ZM126 181H127V180H126ZM143 181H144V180H143ZM167 181H168V180H167ZM167 181H166V182H167ZM170 181H171V180H170ZM170 181H169V182H170ZM186 181H187V180H186ZM244 181H243V182H244ZM251 181H252V179H251ZM70 182H72V181H70ZM95 182H96V181H95ZM144 182H145V181H144ZM147 182H148V181H147ZM152 182H153V181H152ZM152 182H150V184H151ZM172 182H174V180H173ZM179 182H180V181H179ZM211 182H212V181H211ZM229 182H230V181H229ZM243 182H242V184L246 183V182H244V183H243ZM248 182H249V181H248ZM61 183H62V182H61ZM181 183H182V182H181ZM181 183H179V184H181ZM184 183H185V182H184ZM186 183H188V182H186ZM186 183H185V184H186ZM216 183H217V182H216ZM232 183L235 184L234 182H232ZM259 183H260V182H259ZM48 184H49V183H48ZM79 184H80V182H79ZM93 184H94V183H93ZM96 184H97V183H96ZM96 184H95V185H96ZM115 184H116V183H115ZM134 184H135V187H136V188H135V192H132L131 189L133 190V188H134V187H133ZM169 184H170V183H169ZM175 184H177L176 181H175ZM207 184H208V183H207ZM214 184H215V182H214ZM220 184H221V183H220ZM220 184H219V185H220ZM223 184H224V183H223ZM223 184H222V185H223ZM236 184H237V183H236ZM246 184H247V183H246ZM248 184H249V183H248ZM248 184H247V185H248ZM255 184H257V183H254V184H252V185L254 186ZM261 184H262V183H261ZM263 184H264V183H263ZM73 185H74V184H73ZM88 185H89V184H88ZM110 185H111V184H110ZM161 185H162V184H161ZM167 185H168V182H167ZM249 185H251V183H250ZM55 186H56V185H55ZM57 186H59V185H57ZM71 186H72V185H70V187H71ZM75 186H76V185H75ZM148 186H150V185H148ZM151 186H153V184H152ZM180 186H182V185H180ZM196 186H197V185H196ZM61 187H62V186H61ZM72 187H73V186H72ZM78 187H79V186H78V184H77V188H78ZM86 187H87V186H86ZM131 187H132V188H131ZM170 187H172V189L174 188L173 185L170 184V186L167 187L166 189H168V188H170ZM182 187H183V186H182ZM192 187H193V186H192ZM202 187H203V186H202ZM219 187H220V186H219ZM219 187H218V188H219ZM244 187H245V186H244ZM62 188H63V187H62ZM80 188H81V185H80ZM80 188H78V189H80ZM89 188H90V187H89ZM89 188H88V189H89ZM107 188H108V187H107ZM112 188H113V187H112ZM150 188H151V187H150ZM154 188H155V187H154ZM154 188L152 187L153 190H154ZM183 188H185V186H184ZM203 188H204V187H203ZM249 188H250V186L248 187V189H249ZM66 189H67V188H66ZM68 189H69V188H68ZM68 189H67V190H68ZM78 189H77V190H78ZM220 189H221V188H220ZM77 190H76V191H77ZM103 190H104V189H103ZM173 190H174V194H175V196H176L177 193H175V191H176L177 189H173ZM182 190H183V189H182ZM197 190H198V189H197ZM263 190H264V189H263ZM57 191H58V190H57ZM62 191H63V190H62ZM73 191H74V190H73ZM130 191H131V192H130ZM151 191H152V190H151ZM157 191H158V189H157ZM165 191H166V190H165ZM177 191L180 192V190H177ZM188 191H189V190H188ZM220 191H221V190H220ZM261 191H262V190H260L259 193H261ZM24 192H25V191H24ZM59 192H61V191H59ZM59 192H58V193H59ZM67 192H68V191H67ZM71 192H72V191H71ZM81 192H83V191H81ZM139 192H140V191H139ZM171 192H173V191H171ZM171 192H170V193H171ZM179 192H178V193H179ZM200 192H201V191H200ZM230 192H231V191H230ZM257 192H258V191H257ZM257 192H256V194H257ZM42 193H43V192H42ZM49 193H50V192H49ZM77 193H78V192H77ZM95 193H96V191H95ZM105 193H106V191H105ZM142 193H143V192H140V195H141ZM144 193H145V192H144ZM147 193H148V192H147ZM155 193H156V195L158 194L156 191H155ZM159 193H160V191H159ZM170 193H169V194H170ZM183 193H185L184 190H183ZM201 193H202V192H201ZM233 193H234V192H233ZM91 194H92V193H91ZM98 194H99V193H98ZM124 194H125V193H124ZM136 194H137V193H136ZM136 194H135V195H136ZM148 194H149V193H148ZM148 194H147V195H148ZM151 194H152V193H151ZM163 194H164V193H163ZM171 194H172V193H171ZM231 194H232V193H231ZM261 194H263V192H262ZM77 195H78V194H77ZM79 195H80V194H79ZM79 195H78V196H79ZM83 195H84V193H83ZM88 195L90 196V194H88ZM122 195H123V194H122ZM126 195H127V193H126ZM126 195H125V196H126ZM145 195H146V193H145ZM161 195H162V194H161ZM167 195H168V193H167ZM181 195H182V191H181L180 196H181ZM184 195H185V194H183L182 196H184ZM263 195H264V194H263ZM52 196H53V195H52ZM91 196H92V195H91ZM137 196H138V194H137ZM172 196L174 197L173 194L171 195V197H172ZM178 196H179V195H178ZM178 196H176L175 198H177ZM180 196H179V197H180ZM182 196H181V197H182ZM188 196H189V194H188ZM196 196H197V195H196ZM257 196H258V195H257ZM119 197H120V196H119ZM141 197H142V196H141ZM151 197H152V196H150V198H151ZM179 197L177 198L178 200L181 198V197H180V198H179ZM192 197H193V196H192ZM198 197H199V196H198ZM259 197L261 198L262 195L259 196ZM58 198H59V197H58ZM82 198H83V197H82ZM86 198H87V197H86ZM100 198H102V197H100ZM125 198H126V197H124V195H123V197H121V200L124 201V202H125V200H126V202H127V199H125ZM136 198H137V197L135 196V198H133V200L131 199L132 202L135 201ZM138 198L141 200L140 197H138ZM138 198H137V199H138ZM144 198H145V197H144ZM168 198H169V197H167V199H168ZM254 198H255V197H254ZM254 198H253V200H254ZM260 198L257 199V197H256L255 199H256V201L259 202L260 200H263L262 198H264V197H262L261 199H260ZM139 199H138V201H139ZM152 199H153V198H152ZM183 199H184V200H187V199H185V198H183ZM183 199H180V200L182 201ZM194 199H195V198H194ZM194 199H193V200H194ZM243 199H244V198H241V202H243V201H242ZM250 199H251V198H250ZM119 200H120V198H119ZM119 200L117 201V203H118V202L120 203ZM144 200H145V199H143V201H144ZM150 200H151V199H150ZM171 200H172V198H171ZM191 200H192V199H191ZM86 201H87V200H86ZM122 201H121V203H123ZM138 201H137V202H138ZM146 201H147V200H146ZM169 201H170V200H169ZM172 201H173V200H172ZM174 201H177V200L174 199ZM187 201H190V198H189ZM201 201H202V200H201ZM244 201H245V200H244ZM132 202H131V203H132ZM135 202H136V201H135ZM135 202H134V203H135ZM144 202H145V201H144ZM144 202L139 201V203H141V204H140L141 209L139 208V206L136 207V205H135L136 203L133 204V206H132L133 209H134V205H135V207H136V209H135L134 211L136 212V210H137V211H140V213H141V210H143L144 207L146 208V205L144 204ZM159 202H160V201H159ZM238 202H239V201H238ZM247 202H248V201H246L245 203L247 204ZM117 203H115V204H117ZM142 203H143V205H145L144 207H142V206H143ZM176 203H177V202H176ZM178 203H179V202H178ZM186 203H187V202H186ZM189 203H190V202H189ZM191 203H192V202H191ZM250 203L253 204V208H254V206H255L256 204H254V202H251V200H250ZM259 203H260V202H259ZM263 203H264V202H263ZM127 204H129L130 206L132 205V204H130V202H128ZM149 204H150V203H149ZM161 204H162V203H161ZM169 204H170V203H169ZM172 204H173V203H172ZM174 204H175V203H174ZM179 204H180V203H179ZM181 204H182V202H181ZM194 204H195V203H194ZM240 204H241V203H238V205H240ZM243 204H244V202H243ZM252 204H249V205L252 206ZM261 204H262V201H261ZM122 205H123V204H120L121 207H122ZM125 205H126V204L123 205V208H122V209H124V206H125ZM129 205H126L125 207L130 208ZM141 205H142V206H141ZM177 205H178V204H177ZM177 205H174V206H176V208H177ZM185 205H187V204H185ZM189 205H190V204H189ZM197 205H198V204H197ZM238 205H237V206H238ZM249 205H248V206H249ZM61 206H62V205H61ZM80 206H81V205H80ZM117 206L119 207V205H117ZM117 206H116V207H117ZM174 206H172L173 209L175 208ZM235 206H236V205H235ZM235 206H234V207H235ZM243 206H244V205H243ZM246 206H247V205H246ZM248 206L246 207L245 210H248V209L251 210L250 208H248ZM156 207H157V206H155V208H156ZM172 207H171V209H172ZM191 207H192V206H191ZM202 207H203V206H202ZM255 207H256V206H255ZM85 208H86V207H85ZM128 208H127V209H128ZM138 208H139V209H138ZM157 208H159V206H158ZM185 208H186V207H185ZM194 208H197V207H195V205H194ZM200 208H201V207H200ZM236 208H237V207H236ZM89 209H90V208H89ZM118 209L120 210V207H119ZM127 209L125 208V210H127ZM148 209H149V208H147L146 210H148ZM164 209H165V208H164ZM182 209H183V207H182ZM191 209H192V208H191ZM210 209H211V208H210ZM215 209H216V208H215ZM241 209H244V208L242 207ZM254 209H256V208H254ZM114 210H115V208L113 209V212H114ZM128 210H129V209H128ZM128 210H127V212L129 213V211L132 210V209H130L129 211H128ZM186 210H187V208H186ZM194 210H195V209H194ZM205 210H206V208H205ZM213 210H214V209H213ZM234 210H235V209H234ZM122 211L124 212V210H121L120 212L122 213ZM144 211H145V210H144ZM148 211H149V210H148ZM148 211H147V212H148ZM175 211H176V209H175ZM180 211H182V210H180ZM188 211H189V210H188ZM192 211H193V210H192ZM197 211H198V210H197ZM208 211H209V210H208ZM211 211H212V210H211ZM214 211H215V210H214ZM243 211H244V210H243ZM262 211H263V210H262ZM84 212H85V211H84ZM86 212H87V211H86ZM110 212H111V211H110ZM116 212H117V209H116ZM130 212H131V211H130ZM158 212H159V210H158ZM182 212H183V211H182ZM184 212H185V211H184ZM184 212H183V213H184ZM193 212L195 213V211H193ZM204 212H207V210L204 211ZM244 212H246V211H244ZM117 213H118V212H117ZM125 213H126V212H125ZM132 213H133V212H132ZM132 213H131L130 215H132ZM145 213H146V212H144V213L142 212V214H145ZM149 213H150V214L152 213L151 210H150V212H148V214H145V215L147 216V215H149ZM171 213H172V211H171ZM174 213H175V215H176V212H174ZM179 213H180V212H179ZM183 213L181 214L182 216H183ZM190 213H191V211H190ZM198 213H199V215L196 213V219L198 218L197 216H200V213L202 214L203 212L201 211V212H198ZM207 213H208V212H207ZM209 213L211 214L210 211H209ZM209 213H208V214H209ZM215 213H216V212H215ZM251 213L253 214V211H251ZM257 213L259 214V212H257ZM257 213H256V214H257ZM91 214H92V213H91ZM104 214H105V213H104ZM123 214H124V213H123ZM133 214H134V213H133ZM136 214H137V213H136ZM138 214H139V213H138ZM138 214H137V215H138ZM152 214H153V213H152ZM159 214H160V213H159ZM184 214H185V213H184ZM208 214H207V215H208ZM213 214H214V213H213ZM244 214H245V213H244ZM254 214H255V213H254ZM256 214L254 215L255 217H260L259 215H256ZM262 214L264 215V213H262ZM92 215L95 216L96 213L94 212V214H92ZM92 215H90V216H92ZM97 215H98V214H97ZM102 215H103V214L100 213V218H101ZM107 215H108V214H107ZM121 215H122V214H121ZM124 215H125V214H124ZM127 215H129V214H126L124 218H126ZM130 215H129V216H130ZM134 215H135V214H134ZM137 215H135V216H137ZM145 215H144V216H145ZM154 215H155V214H154ZM154 215H149V216H151V217L153 216V218H154ZM156 215H157V214H156ZM162 215H163V214H162ZM166 215H167V214H166ZM178 215H179V214L177 213L176 216H178ZM185 215H186V214H185ZM203 215H204V214H203ZM211 215H212V214H211ZM218 215H219V214H218ZM233 215H234V214H233ZM246 215H247V213H246ZM246 215H244L245 218H249V216L247 217ZM248 215H249V214H248ZM263 215H262V217H263ZM139 216H140V214H139L137 217H139ZM144 216H143V217H144ZM149 216H148V217H149ZM160 216H161V214H160ZM170 216H172V214H171ZM182 216H181V217H182ZM226 216H227L228 219H229V216H228V215H226ZM226 216H225V217H226ZM250 216H251V214H250ZM98 217H99V216H97V218H98ZM106 217H107V216H106ZM109 217H111V215H110ZM137 217H136V218H137ZM140 217L142 218V216H140ZM140 217H139V218H140ZM148 217H147V218H148ZM151 217H149V218H151ZM161 217H162V216H161ZM168 217H169V216H168ZM200 217H201V216H200ZM200 217H199V218H200ZM202 217H203V216H202ZM202 217H201V220H202ZM205 217H206V216H205ZM207 217L209 218V216H207ZM213 217H214V216H213ZM227 217H226V218H227ZM230 217H231V216H230ZM236 217H237V216H236ZM242 217H243V213H242ZM103 218H105V217L103 216ZM111 218H114V216H112ZM133 218H134V217H133ZM139 218H137V221L139 220ZM141 218H140V221L142 222V221L144 220V218H143V220H142ZM147 218H146V219H147ZM149 218H148V219H149ZM156 218H157V217H155V220L151 218V220H153L154 222H156ZM166 218H167V216H166ZM172 218H173V217H172ZM187 218H188V217H187ZM190 218H191V217H190ZM216 218H217V217H216ZM218 218L222 220L223 217L220 218V216H219ZM260 218H261V217H260ZM107 219H109V218H107ZM203 219H204V218H203ZM214 219H215V218H214ZM214 219H212V220H214ZM249 219H250V218H249ZM253 219H254V218H253ZM253 219H251V220H253ZM255 219H256V218H255ZM109 220H110V219H109ZM114 220H115V219H114ZM117 220H118V222H120L118 218H117ZM122 220H123V219H122ZM131 220H132V219H130V220H128V221H131ZM192 220H193V219H192ZM197 220H200V219H197ZM201 220H200V222H201ZM206 220H208V219L206 218L205 221H206ZM209 220H210V219H209ZM215 220L217 221V219H215ZM247 220H248V219H247ZM260 220H262V219H260ZM260 220H258V221H260ZM97 221H98V220H97ZM100 221H101V219H100ZM132 221H133V220H132ZM147 221H148V220H147ZM149 221H150V220H149ZM149 221H148V222H149ZM153 221H152V222H153ZM166 221H168V220H166ZM190 221H191V219H190ZM205 221H203V222H205ZM210 221H211V220H210ZM225 221H226V220H225ZM258 221H257V222H258ZM262 221H263V220H262ZM110 222H112V219L110 220ZM124 222H125V221H124ZM134 222H135V225H136L137 223H136V219H135V218H134L133 223H134ZM163 222H164V221H163ZM191 222H192V221H191ZM198 222H199V221H198ZM200 222H199V224H200ZM207 222H208V221H207ZM207 222H206V223H203V225L205 224V225H204L205 228L207 227L208 229H210V223H209V222H208V223H209V224H208L209 227L206 226ZM252 222H256V221L254 220V221H252ZM263 222H264V221H263ZM99 223H100V222H99ZM99 223H98V224H99ZM105 223H106V222H105ZM113 223H114V222H113ZM127 223H128V222H127ZM142 223L144 224V222H142ZM142 223H141V225L139 224V225L142 226V227H143L144 225L146 226L147 224L149 225V223H147V222H146L147 224L145 223L144 225H143ZM150 223H151V222H150ZM168 223H169V222H168ZM186 223H187V222H186ZM201 223H202V222H201ZM211 223H212V221H211ZM214 223H215V221H214ZM239 223H240V222H239ZM250 223H251V222H250ZM258 223H259V222H258ZM258 223H256V224L258 225ZM106 224H107V223H106ZM109 224H110V223H109ZM117 224H118V223H117ZM128 224H129V223H128ZM152 224H153V223H152ZM183 224H184V222H183ZM192 224H193V223H192ZM197 224H198V223H197ZM199 224H198L197 228H201V229H202V228H203V227H202L203 225L199 227ZM216 224H217V222H216ZM218 224H219V223H218ZM221 224H222V222H221ZM225 224H226V223H225ZM112 225H113V224H112ZM121 225H122V224H121ZM133 225H134V224H133ZM150 225H151V224H150ZM154 225H155V224H154ZM154 225H152V226H153V227H157V226H154ZM156 225H157V222H156ZM194 225H195V224H194ZM226 225H227V226L229 225L228 222H227ZM235 225H236V224H235ZM238 225H239V224H238ZM249 225H250V224H249ZM249 225H248V226H249ZM114 226H115V225H114ZM114 226H113V227H114ZM152 226H150V227L152 228ZM214 226H215V225H211V229H212V227H213V229H212L213 231H211V229H210V231H209L210 233H206V232H207V228H206V230L203 228L202 231H205V232H200V235L198 236V238H200V240L203 241V242H202L203 244H204V242H205V244H204V245H206L205 247H208V244H206L207 242H206L203 238H201V236L203 237V234H204V233H205L204 235H207V236L205 237V239H206L208 236H210V235H208V234H211V232H214V229L217 228V227L214 228ZM231 226L233 227V225H231ZM240 226H241V224H240ZM248 226H247L246 228H248ZM250 226H251V225H250ZM250 226H249V228H250ZM252 226H253V225H252ZM252 226H251V228L254 227V226H253V227H252ZM260 226H261V225H258V227H260ZM142 227H141V228H142ZM150 227H149V228H150ZM159 227H160V225H159ZM236 227H237V225H236ZM102 228H103V226H102ZM114 228H116V226H115ZM132 228H133V227H132ZM151 228H150V231H149L148 229H146V231H148V232H151V231H152V233L154 234V233L156 232V230H155L156 228H155V229L153 228L154 230H151ZM184 228H185V227H184ZM190 228H196V227L193 226V227H190ZM225 228H226V227H225ZM225 228H224V229H225ZM229 228H230V227H229ZM239 228H240V227H239ZM242 228H245V227H242ZM246 228H245V230L247 231ZM255 228H256V227H255ZM260 228H262V226H261ZM260 228H258V229H260ZM121 229H124V228H121ZM135 229L137 230V226L135 227ZM135 229H134V230H135ZM142 229H144V228H142ZM180 229H181V228H180ZM226 229L228 230V228H226ZM258 229H257V230H258ZM105 230H106V229H105ZM184 230H185V232H186V229H184ZM193 230H194V229H193ZM197 230L199 231V229H197ZM197 230H196V231H197ZM215 230L217 231V229H215ZM232 230H233V228H232ZM245 230H242V231H245ZM250 230H251V229H250ZM113 231H114V230H113ZM127 231H128V229H127ZM127 231H126V232H127ZM168 231H169V230H168ZM168 231H167V232H168ZM187 231H189V229H188ZM236 231H237V233L240 232V231H238V230H236ZM255 231H256V230H255ZM107 232H108V231H107ZM114 232H115V231H114ZM124 232H125V231H124ZM136 232H137V231H136ZM138 232H143V231L140 229V227H139V231H138ZM159 232H160V231H159ZM165 232H166V231H165ZM181 232H182V231H181ZM189 232H190V231H189ZM189 232H188V233H189ZM194 232H195V230H194ZM234 232H235V231H234ZM248 232H250V231H248ZM104 233H105V232H104ZM214 233H216V232H214ZM243 233H244V232H243ZM245 233H247V232H245ZM251 233H253V232L251 231ZM121 234H122V233H121ZM141 234H142V233H141ZM141 234H139V236H140ZM189 234H190V233H189ZM193 234H194V233H193ZM212 234H213V233H212ZM212 234H211V235H212ZM234 234H235V233H234ZM239 234H242V232H240ZM115 235H118V234L115 233ZM149 235H150V234H149ZM151 235H152V234H151ZM154 235H155V234H154ZM177 235H179V234H177ZM182 235H183V234H182ZM182 235H181V236H182ZM190 235H192V234H190ZM190 235H189V237H190ZM197 235H198V232H197ZM214 235H215V234H214ZM221 235H223V233H222ZM247 235H248V233H247ZM137 236H138V234H137ZM142 236L144 237L145 235L142 234ZM142 236H141V237H142ZM146 236H147V235H146ZM183 236H184V235H183ZM183 236H182V237H183ZM192 236H193V235H192ZM215 236H216V235H215ZM217 236H218V235H217ZM240 236H243V235H240ZM256 236H257V235H256ZM109 237H111V236H109ZM159 237H160V236H159ZM167 237H169V236H167ZM182 237H181V238H182ZM210 237H211V236H210ZM235 237H236V235H235ZM237 237H238V236H237ZM246 237H247V236H246ZM253 237H254V236H253ZM138 238H139V237H138ZM160 238H161V237H160ZM163 238H164V241H165L166 236L164 237V235H163ZM163 238H162V240H163ZM176 238H178V237L176 236ZM179 238H180V236H179ZM183 238H185V237H183ZM186 238H187V237H186ZM186 238H185V239H186ZM190 238H191V237H190ZM190 238H189V239H190ZM208 238H209V237H208ZM208 238H207V240L209 241L210 238H209V239H208ZM213 238H215V237H213ZM227 238H228V236H227ZM231 238H232V237H231ZM242 238L244 239V237H242ZM118 239H120L119 236H118ZM131 239H132V238H131ZM157 239H158V238H157ZM168 239H169V238H168ZM172 239H173V238H172ZM174 239H175V238H174ZM187 239H188V238H187ZM235 239H238V240H239L238 243H240V240H241V239H239V238H235ZM246 239H247V238H246ZM248 239H249V238H248ZM248 239H247V240L244 239L245 242L248 241ZM136 240H137V239H135V241H136ZM162 240H160V241H162ZM176 240H177V239H176ZM176 240H175V242H176ZM211 240H213V239H211ZM215 240H216V238H215ZM221 240H222V239H221ZM250 240H251V239H250ZM262 240H263V239H262ZM119 241H120V240H119ZM137 241H138V240H137ZM146 241H147V240H146ZM158 241H159V240H158ZM160 241H159V242H160ZM164 241H163V242H164ZM170 241H171V240H170ZM170 241H168V242H170ZM172 241H174V240H172ZM172 241H171V244L174 243V242H172ZM177 241H178V240H177ZM180 241H183V240L181 239ZM180 241H179V242H180ZM217 241H218V240H217ZM258 241H260V240H258ZM263 241H264V240H263ZM143 242H144V241H143ZM166 242H167V238H166ZM219 242H220V241H219ZM219 242H218V244H219ZM120 243H121V242H120ZM147 243H148V242H147ZM176 243H177V242H176ZM181 243H182V242H180V243L177 244V245L180 246V245H182ZM187 243H189V241H188ZM190 243L192 244V245L189 247L190 250L187 248V245H186V246L184 245V244H185L184 242H183V245H184L183 248L186 247L187 250H189L190 252H191V248H193V249L195 248V249L197 250V252H198V250H199L198 254H200V251L203 250V248H204V247L201 248V246H203V245H200L201 241L199 242L197 239H194V237H193V238H191V242H190ZM208 243H209L210 246L213 245V244H211L210 242H208ZM221 243H222V242H221ZM248 243H249V241H248ZM253 243H254V242H253ZM166 244H167V243H166ZM168 244H170V243H168ZM224 244H225V243H224ZM233 244H234V243H233ZM262 244H263V243H262ZM147 245H148V244H147ZM156 245H159V244H156ZM161 245H162V247L164 246L163 244H161ZM172 245L175 246V247L173 246L174 248H177V246H176L175 244H172ZM241 245H242V244H241ZM246 245H247V243H246ZM248 245H249V244H248ZM109 246H110V245H109ZM116 246H117V245H116ZM159 246H160V245H159ZM159 246H157V248H158ZM179 246H178V247H179ZM210 246H209V247H210ZM224 246H225V245H224ZM224 246H223V247H224ZM226 246H227V248L229 247V246L227 245V243H226ZM233 246H234V245H233ZM235 246H236V245H235ZM237 246H238V245H237ZM110 247H111V246H110ZM162 247H161V248H162ZM167 247H168V246H166L165 248L163 247L164 250H162V251H163V252L165 251L164 253H166V250H168L169 247L172 249L171 246H169L168 248H167ZM181 247H182V246H181ZM181 247H179V248H180L179 250L182 249ZM209 247H208V248H209ZM219 247H220V246H219ZM230 247H231V246H230ZM245 247H247V246H245ZM251 247L253 248V246H251ZM257 247H258V246H257ZM261 247H262V249H264V248H263L264 246L261 245ZM111 248H112V247H111ZM111 248H110V249H111ZM117 248H118V246H117ZM119 248H121V247H119ZM174 248H173V250H174ZM213 248H214V247H213ZM221 248H222V247H221ZM259 248H260V247H259ZM100 249H101V248H100ZM112 249H113V248H112ZM144 249H145V248H144ZM148 249H149V248H148ZM159 249H160V248H159ZM165 249H166V250H165ZM184 249H185V248H184ZM205 249H206V248H205ZM205 249H204V250H205ZM228 249H229V248H228ZM255 249H256V247L254 248V250H253V249H252V250H253V251H256ZM150 250H152V249L150 248ZM160 250H161V249H160ZM169 250H170V249H169ZM176 250H177V249H176ZM187 250H186V251H187ZM196 250H193V251H195V253H196ZM225 250H226V249H225ZM146 251H147V250H146ZM158 251H159V250H158ZM162 251H161V252H162ZM189 251H187V254H190ZM206 251H207V250H206ZM206 251H205V252H206ZM209 251H210V250H209ZM209 251H208V252H209ZM217 251H218V250H217ZM217 251H216V252H217ZM226 251H227V250H226ZM231 251H232V250H231ZM231 251H229V252H231ZM233 251H234V250H233ZM258 251H259V253H263V252H264L263 250L260 251L259 249H258ZM262 251H263V252H262ZM140 252H141V251H140ZM147 252H148V251H147ZM154 252H155V250H154ZM170 252H171V250H170ZM170 252H168V253H170ZM182 252H183V251H182ZM182 252H180V253H182ZM184 252H185V250H184ZM184 252H183V253H184ZM211 252H212V251H211ZM218 252H219V251H218ZM256 252H257V251H256ZM145 253H146V252H145ZM148 253H149V252H148ZM152 253H153V252H152ZM168 253H167V254H168ZM177 253H178V251H177L176 253H174V251H173V254H177ZM183 253H182V254H183ZM195 253H194V254H195ZM219 253H220V252H219ZM150 254H151V252H150ZM156 254H157V253H156ZM171 254H172V252H171ZM173 254H172V257H173ZM185 254H186V253H185ZM203 254H204V252H202V254L200 255V256H201L200 258H202ZM205 254H206V256H205V255H204V256L207 257V253H205ZM222 254H223V253H222ZM226 254H228V253H226ZM231 254H233V253H230V255H228V256H225L224 254H223V255H224L225 257L228 258L229 256L231 257ZM251 254H252V253H251ZM256 254H257V253H256ZM164 255H165V257H166V254H164ZM164 255H162V256H164ZM179 255H180V254H179ZM211 255H212L211 257H213L212 259L214 260V256H213V255H215V254H212V253H211ZM137 256L139 257V255H137ZM141 256H142V258H143L144 255H141ZM145 256H146V255H145ZM153 256H154V255H153ZM160 256H161V253H160ZM162 256H161V257H162ZM176 256H178V254L175 255V257H176ZM190 256H191V255H190ZM198 256H199V255H198ZM204 256H203V258L205 259ZM216 256H218V254H217ZM224 256H223V257L220 256V257L224 258ZM233 256H235V255H233ZM247 256H248V255H247ZM253 256H254V255H253ZM138 257H137V258H138ZM146 257H148V255H147ZM150 257H151V255H150L149 258H147V259L149 260ZM161 257H159V258H161ZM184 257H185V256H184ZM187 257H188V256H187ZM209 257H210V254H209L208 258H209ZM220 257H219V258H220ZM236 257H237V256H236ZM236 257H235V258H236ZM249 257H251V256H248V258H249ZM258 257H259V256H258ZM263 257H264V256H263ZM19 258H21V257H19ZM140 258H141V257H139V259H140ZM177 258H179V257H177ZM196 258H197V256H196ZM219 258L217 257L218 260H220ZM227 258H226V259H227ZM238 258H240V256H239ZM255 258H256V257H255ZM145 259H146V258L143 259V263H142V264H144V262H146V261H144ZM151 259L153 260V258H151ZM166 259H167V258H166ZM204 259H203L204 262H206V261L208 260V259H207V260L205 259V260H206V261H205ZM215 259H216V258H215ZM224 259H225V258H224ZM224 259H223V260H224ZM229 259H231V258H229ZM229 259H228V260H229ZM250 259H251V258H250ZM128 260H129V259H128ZM140 260H141V259H140ZM148 260H147V261H148ZM154 260H155V259H154ZM156 260H157V258H156ZM156 260H155V261H156ZM162 260H163V259H162ZM162 260H161V261H162ZM209 260H210V259H209ZM213 260H210L211 264H212V263L215 264V263H217V262H218L217 264L220 263V261H218V260H217V262H215L216 260H214V262H215V263H214ZM235 260H238V259L236 258ZM240 260H242V259H240ZM240 260H238V261H240ZM258 260H259V259H258ZM261 260H262V257H261ZM129 261H130V260H129ZM137 261H138V259H137ZM178 261L180 262V260H178ZM186 261H187V260H186ZM195 261H197V260H195ZM232 261H233V260H232ZM242 261H243V260H242ZM244 261H246V260H244ZM250 261H251V260H250ZM259 261H260V260H259ZM20 262H21V261H20ZM141 262H142V260H141ZM148 262H149V261H148ZM163 262H164V261H163ZM179 262H178V263H179ZM181 262H183V260H182ZM184 262H185V261H184ZM187 262H190V261L188 260ZM226 262L228 263V261H226ZM226 262H225V264H226ZM229 262H230V261H229ZM150 263H151V262H150ZM150 263H149V264H150ZM155 263H156V262H155ZM155 263H154V264H155ZM165 263H167V261H166ZM165 263H164V264H165ZM196 263H198V262H196ZM206 263H207V262H206ZM208 263H209V262H208ZM233 263H234V262H233ZM233 263H232V264H233ZM243 263H244V262H243ZM256 263H257V262H256ZM260 263H261V262H260ZM136 264H137V263H136ZM145 264H146V263H145ZM157 264H160V263L157 262ZM161 264H163V263H161ZM170 264H171V263H170ZM185 264H186V263H185ZM204 264H205V263H204ZM221 264H224V262L221 263ZM236 264H238V262H236ZM248 264H249V262H248ZM254 264H255V263H254Z\"/></svg>",
	"mask_w": 264,
	"mask_h": 264
}]
</instances>
